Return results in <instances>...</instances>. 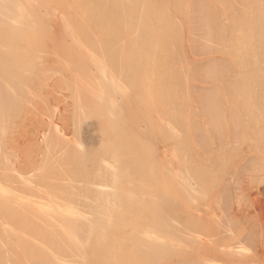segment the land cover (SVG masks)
<instances>
[{
	"label": "bare ground",
	"instance_id": "6f19581e",
	"mask_svg": "<svg viewBox=\"0 0 264 264\" xmlns=\"http://www.w3.org/2000/svg\"><path fill=\"white\" fill-rule=\"evenodd\" d=\"M56 1V2H55ZM192 1H194V0H60V1H57V0H0V39H1V37H7L6 39L7 40H5L7 43H5L3 40V44L1 45V40H0V49H1V51L0 52H2V49L4 48L5 50L6 49H8V51L6 50V51H4V52H8V57L10 56V54L16 59L17 57V59H18V61H17V59H16V61L18 62L17 64H16V67L14 66L13 68H16V71H19V70H17L18 68H20L21 70H20V72H19V74L23 71V69L21 68V65L22 66H24L26 63H28L26 60L27 59H36L35 57H33L32 55H34V54H32V52H38L39 53V51H40V47L39 48H37L38 50H35V51H32V52H30L31 50H32V48H31V50H30V48H29V50L30 51H27L26 52V50L28 49L27 48V45H31L33 42H35V41H33V42H31V44L30 43H28V44H26L27 42H30V41H32V38H34L35 36H37V38H38V34H39V36L41 35L42 36V38H45V39H43V40H45L44 41V43L45 42H47V40H50V41H48V43L47 44H50V45H48L49 46V49L50 48H54L55 47V45L53 46V44L51 45V43H53L52 41H54V42H57L58 40H63L64 41V43L61 45L62 47H60L59 46V48H58V45H57V43H56V47L54 48V49H52L51 51H54V52H56V51H60L61 52V54H66L65 55V58H69L67 55H69V56H72V58L73 57H76L77 58V60H76V58H74L75 59V61H74V59H72L73 60V63H72V61H70L71 60V58H70V60H69V62H70V65H67V66H70V67H67V69L69 70H71V72H70V70L68 71L67 70V74H65L64 72L66 71L65 69H64V67L65 66H62V64H63V62H62V64H61V68L63 67V69L65 70H63L62 72L64 73V74H62V72L60 71V69H59V71H60V74L62 75V76H64L65 77V75H66V80H69V79H71L70 78V75L72 74V71L73 70H75V71H78V72H74L73 73V75H71V77L72 76H74V77H72L73 79L75 78V82H74V80L73 79H71L72 81H73V83H72V81L70 82V81H67L68 82V85L67 84H65V85H67V88L71 85V87H69L70 89H72V90H70L69 88V90L72 92V95L70 96V97H72L73 96V94L75 95L74 97H75V100H76V97L77 98H81V102L83 103L82 105H81V102L80 103H78V101H77V104H76V106L74 107V109L73 110H71V115H72V119L74 118V121H73V123L76 125L77 123H78V125H77V127H79V124L81 123L82 125H85L83 128H82V130H80V128H81V125H80V128H77V130L75 131V130H73L72 131V129L73 128H76V126L75 125H73L72 123V129H71V131L74 133L73 134V139L70 141V140H67L68 138H70L71 139V135L69 134L70 132H68L67 133V135H66V132L64 131V129H58L57 131L58 132H56V133H59V134H56V133H54L53 131V133L50 131L49 133H50V144H51V146L50 147H48L49 149L51 148L52 149V151H51V149L49 150V151H51V155L50 156H52V157H50L49 155H48V157H50L49 159H52L53 158V156H54V158H53V160H50V162H47V164L49 165H47V167L45 168V167H43V166H41L42 164H43V159H45L46 158V156H45V158L43 157V159L42 158H40L41 159V163L42 164H40V168H37V166L39 167V164L37 165L36 163H35V161L33 160V159H35V156H37V155H35L34 154V158L33 159H30L29 158V161L30 160H33V162L37 165V166H35V164L33 163V162H27V163H33L34 164V167H36L35 168V170L33 169V167L32 166H30L29 167V165H31V164H29L28 165V167L26 166V165H24V166H26L27 168H25V169H27L28 170V174H29V170L30 169H28V168H31V169H33V170H31V171H33V173L32 172H30L31 174H33V175H31V174H29V175H27V173H25V172H22L23 170H21V168H20V170L18 169V174H16L17 176L15 177V181H16V179L17 178H19V175L21 174V176H20V178H21V182L23 183H21V184H19L20 183V181H19V179L16 181L17 183H15V181L12 179V178H10V176L9 177H6V178H8L9 180H7V182L8 183H12L13 181V185H11V186H8L7 184V186L8 187H6V185L4 186V185H0V205H1V207L3 208V209H1L0 208V245L2 246L3 244H7L8 245V252H6L7 251V246L6 245H3L4 246V248L6 249V250H4L3 251V249H2V247H0L1 249V251H0V261H2V258L1 257H3V260H4V258L5 259H7L8 260V258H6V255H7V257H8V255H9V251L11 250V247H10V245L9 244H11V246H12V249H14L13 248V245L15 246V247H17V248H15L16 250L14 251V252H10V255H9V260L10 261H8L9 263L8 264H19V263H21V264H134V263H137V261L135 262V259L136 260H138V263L137 264H154L155 262V264H157V261L159 260V259H161V258H163V256L164 255H162L163 254V252H164V250H162L161 248H164L163 247V245L164 244H166L165 243V241H171L170 240V238L172 237V238H174L178 233H177V231H179V230H176L175 231V236H174V233L173 234H169V232L171 231V230H168L167 228L169 227V225L166 227V225H167V223L168 224H170V222H173L172 220H173V218L175 219L174 221L176 222V219L179 217V214H180V211H179V213H177L176 211H175V209H179V208H181V207H179V208H176V207H178V206H184L183 204L182 205H177V203L175 202V200H172V197H170L169 196V198H171V200L169 199V198H167L168 196L163 192V194H162V192H161V190H164V188H166V187H164V188H159V185L161 184V185H165L166 184V182H167V178H168V176H170V175H172L170 172H168V171H166V172H168V174L170 173V175H168V176H165V175H162V176H165V177H163V180H164V178L166 179L164 182L162 181V176L160 175L161 173H160V171H161V169L160 168H158V169H156L157 168V166H155L154 164H158V163H155V161L157 160V159H155V161H153V163L154 164H152V166H150V167H148L149 165H151L150 163H152V160L151 159H149L148 157H150L148 154L145 156V157H143V154L144 153H142V151H144L145 153H146V148L144 147V144H142L143 145V147L141 146V145H139V141L136 143V142H134V138H132V137H134V134H131V133H135V134H138V131H137V129H136V132H133V131H135V130H133V131H130V129H129V131H128V129L126 128L127 126H128V122L131 124H134L135 125V120L136 119H139V120H137V121H140V120H142L143 119V121L145 122L146 121V123H147V120H149L148 118H150L151 119V121L153 120L154 121V123H155V125H156V121H159L161 118H163L164 117V115L166 114V112H164L165 114L163 115V112L161 113V115H163V116H161L160 115V113H158L160 110H158V108H160L161 110L163 109L162 108V106L161 107H158L159 106V104H157V103H159V101L158 102H156V100L155 99H159L160 100V97H164L165 96V94H163V93H167V95L168 94H170L167 90H166V86L164 85V81H166L163 77L164 76H162L163 74H161V73H166V72H169V70L170 69H168V67H166V65L164 64V63H166L169 59L167 58V56L168 57H171V56H169V55H171L170 54V52L172 51L173 52V50H175L176 51V49H180V50H183V47H185V44H182V49L181 48H179L180 47V45L179 44H181L182 42H178L177 43V40H179V39H177L179 36H177V33L179 32V30L181 29V31H182V28L181 27H179L180 29L178 30L177 29V27L180 25V23L177 25L175 22H178L179 20H180V22L181 21H183V22H186V24L188 23V20H189V18H190V15H193V14H191V12L195 9L196 10V8L199 10V12L201 11V13H204V14H201V16L203 15H207L208 17H206V19H207V22L209 23V25H210V30L211 29H216V31H215V33H212V30H211V32H209L208 31V33L211 35V33H212V35L210 36V35H207V36H210L209 38H212L211 40H213V41H215L216 43V45H213V46H218L219 47V45L221 46V48H222V50L220 51V55L218 54L219 53V51H217L216 53H217V57H219V56H221V58L223 57L224 59H222L220 62H224L225 60H226V62H227V64H229V65H227L225 62L224 63H222V64H226L227 66H231V69H232V71H231V69L228 67H225V65H223L224 67H223V69L225 68V69H227V70H230V71H228L227 72V70H226V73H225V71L223 72V73H225V75H228V74H232L233 73V76L232 75H228V77L227 76H225V77H227V78H229V80H227V81H229V82H232V83H234L233 82V80L236 82V84L234 83L233 84V86L234 85H237V86H239L238 84H241V86H239V87H242V85L244 86L246 83H250V81H251V78H252V76L254 75V73L256 74L255 75V77L254 78H256V76L258 75V74H262L261 73V70H262V68L263 67H261V65L263 66L264 65V61H263V63H261V61L263 60H259V59H257L256 57H258L259 56V58H260V55H262V54H260V55H258L257 56V54H254V53H258V46H255V47H252V49L253 48H257V50H256V52H254L253 53V51L255 50H253L251 53L252 54H254V56L253 57H255L257 60H259L260 62V64L261 65H259V63L257 62V60H255V58H253L252 60H253V62L251 61V63L252 64H250V63H248V62H250V58L248 57V56H250L251 54H250V50H251V46H250V44L253 46V44L255 45V43L257 44V43H259V45L261 44V42H263V41H261L262 39L260 38V39H258L259 41H261V42H257V38H259V36L255 39V41H253L252 42V40H254V39H252L253 37H254V35L255 36H257V35H259V34H257L259 31H260V29L259 28H261V26H259V25H257L260 21L259 20H262V22L264 21L263 19H264V0H237L238 1V4H240L239 2H242L244 5V7H245V9H246V11H245V13H243V14H241L239 11L240 10H243L244 11V9H239V13H240V15L241 16H235V15H237L238 14V12H237V14L235 13V12H233L234 11V9L235 8H233V9H231L232 7H234L235 6V4L233 5V0H205V1H201L200 3L198 2L197 3V5H198V7H196L197 5H195V2H192ZM195 1H199V0H195ZM234 1H236V0H234ZM59 3H64V4H66V6L68 5V4H70V6H73V7H70L69 9H67V10H65L64 12L66 13V11H68L67 13H66V16H64V14H62L61 12H59L60 13V19H62L63 21L62 22H60L59 20V22H57V23H61V27L59 28V26H57L58 28L57 29H55L56 28V26L54 27V29L55 30H51L52 29V23L49 21L48 22V20L47 19H45V17H44V14H43V11H45V9H44V7H43V5H47V6H49L50 4H55V5H57V4H59ZM194 3V5L195 6H193L192 4ZM60 4V5H61ZM64 4H62V5H64ZM238 5H237V2H236V7H237ZM242 6V7H243ZM50 7H51V5H50ZM55 7V8H54ZM52 6V8L53 9H55V13L56 12H58L59 11V9H58V11H57V8H56V6ZM64 6H62V8H63ZM192 7L194 8V9H192ZM196 7V8H195ZM241 7V6H240ZM61 8V7H60ZM62 8H61V11L63 12V10L64 9H66V7L65 8H63V10H62ZM48 9H51V8H48L47 7V9L46 10H48ZM238 9V8H237ZM197 10V11H198ZM231 10H233L232 11V13L234 14L235 13V15H231V16H229L228 14V12L230 11V14H231ZM49 11V10H48ZM50 11H52V10H50ZM48 12V13H50V15H51V12ZM52 11V12H53ZM197 11L195 12V11H193V12H195V16H196V13H197ZM63 12V13H64ZM198 12V13H199ZM171 14H173V15H171ZM257 14V15H256ZM47 15V14H46ZM50 15H48V16H50ZM68 15V16H67ZM199 15H200V13H199ZM198 15V16H199ZM47 16V17H48ZM53 16V15H52ZM52 16H50V17H52ZM197 16V17H198ZM255 16V17H254ZM54 17V16H53ZM172 17H173V19H172ZM55 18V17H54ZM58 18H59V16H58ZM193 18V17H192ZM204 18H205V16H204ZM178 21H177V20ZM196 19V18H195ZM201 19L203 20V18L201 17ZM205 19V20H206ZM173 20H175V21H173ZM197 20V19H196ZM201 20V21H202ZM259 22H258V21ZM192 21H194V19L192 20ZM191 21V22H192ZM257 22V24H254V22ZM63 22H64V27H65V30H62V24H63ZM203 22H205V23H207L206 21H204L203 20ZM255 22V23H256ZM175 23V24H174ZM223 23H225V24H227V26H228V28H230V35H232V39H230V42H229V40H228V38H226L227 40H225V38H224V36L223 37H221V34H222V32H226L225 31V29L223 28V26L221 25V24H223ZM261 23V22H260ZM264 23V22H263ZM263 23H261L262 24V27H264V25H263ZM195 24V23H194ZM204 24V23H203ZM213 24H215V28H214V26H213V28H211V26L213 25ZM48 25H49V27H48ZM50 25H52V26H50ZM181 25H182V23H181ZM201 25V24H200ZM224 25V24H223ZM259 26L258 28H257V30L259 29V31L256 33V27H254L253 28V30L255 29V34L252 36V38H251V33H250V31H253L252 30V28H250L251 30L249 31V27H252V26ZM177 26V27H176ZM190 26L192 27L193 25H191L190 24ZM198 26V25H197ZM204 26V25H203ZM217 26V27H216ZM176 27V28H175ZM186 27V26H185ZM184 27V28H185ZM188 27V26H187ZM200 27V26H199ZM224 27H225V25H224ZM183 28V29H184ZM205 28H207V27H205ZM204 27H203V29H205ZM227 28V27H226ZM227 28V29H228ZM59 29V30H58ZM188 29V28H187ZM196 29V28H195ZM195 29H192V30H195ZM200 29V28H199ZM175 30H177L178 32L176 33L175 32ZM185 30H186V28H185ZM198 30V29H197ZM206 30H208V28L206 29ZM205 30V31H206ZM261 30H263V28H261ZM52 31V32H51ZM54 31H56V32H54ZM63 31V32H62ZM65 31V32H64ZM180 31V32H181ZM186 31H188V30H186ZM191 31V30H190ZM264 31V30H263ZM61 32L63 33L62 34V36H61ZM179 32V33H180ZM214 32V31H213ZM227 32H228V30H227ZM226 32V33H227ZM262 32V31H261ZM260 32V33H261ZM207 33V32H206ZM207 33V34H208ZM223 33V34H224ZM254 33V32H253ZM186 34H187V32H186ZM190 34H192V33H189V35ZM195 34H197V32L195 33ZM204 34H205V32H204ZM213 34H215V37L216 38H218V37H220V39H216L215 40V38H213L212 36H213ZM251 34V35H250ZM43 35L45 36V37H43ZM181 35V34H180ZM193 35V34H192ZM226 35V34H225ZM32 36H34V37H32ZM40 36V37H41ZM182 36V35H181ZM181 36H180V39H183V37L181 38ZM204 37H202V39L203 38H205V35H203ZM229 36V35H228ZM261 37H262V35H260ZM9 37L10 38H14L15 40L16 39H19V40H21V38H23L22 40H25L23 43H22V40L21 41H15V42H12V44H11V42H9ZM29 37H31V38H29ZM60 37H63V38H61L60 39ZM184 37H188V35H186V36H184ZM192 38L193 36H189L188 38ZM195 37V36H194ZM230 37V36H229ZM36 38V39H37ZM65 38V39H64ZM190 38V40H194L193 38L191 39ZM196 38V37H195ZM224 38V40H222ZM263 38V37H262ZM14 39H10V41H14ZM27 39V40H26ZM35 39V38H34ZM40 41H41V39L40 38H38ZM197 39V38H196ZM199 39H200V37H199ZM202 39H200V46L202 47L203 45H201V40ZM28 40H30V41H28ZM42 40V41H43ZM57 40V41H56ZM186 39L184 38V41H185ZM209 40L210 39H208V42H207V38H206V42H207V44L209 43ZM264 40V39H263ZM38 41V40H37ZM36 41V42H37ZM40 42L41 44L43 43V42ZM62 41V42H63ZM188 41V42H187ZM187 41H185V42H187L186 43V48L184 49L185 51H188L187 53H190V51H191V49L190 48H192V47H190L191 45V43H193V42H195V41H191V43L190 44H188L190 41H189V39H187ZM204 42H205V40H203ZM213 41H211V42H213ZM218 41V42H217ZM16 42L18 43V44H16ZM50 42V43H49ZM61 42V43H62ZM66 42H68V43H66ZM185 42H183V43H185ZM211 42L209 43V45L211 44ZM5 43V44H4ZM13 43H15V45L13 44ZM22 43V44H21ZM175 43V44H174ZM253 43V44H252ZM37 44V43H36ZM35 44V45H36ZM46 44V43H45ZM60 44V43H59ZM187 44H188V46H187ZM206 44V43H205ZM14 45V46H13ZM17 45H19V49L22 51V48L24 49L22 52L19 50V49H17L18 48V46ZM26 45V46H25ZM34 45V44H33ZM34 45V46H35ZM40 45V44H39ZM44 45V44H43ZM174 45V46H173ZM184 45V46H183ZM193 45H196V44H193ZM212 45V44H211ZM15 46L17 47V48H15ZM22 48H21V47ZM25 46V47H24ZM37 46V45H36ZM40 46H42V45H40ZM47 46V45H46ZM47 46V47H48ZM52 46V47H51ZM248 46L250 47L249 48V50H248ZM264 46V45H263ZM262 46V47H263ZM28 47H33L32 45L31 46H28ZM205 47H207L206 45L204 46V47H202V48H205ZM212 47V46H211ZM211 47H209V48H211ZM260 47V46H259ZM10 48H14L13 49V52H12V50H10ZM27 48V49H26ZM36 48V47H35ZM43 48V47H42ZM198 48V47H197ZM202 48H200V49H202ZM213 48V47H212ZM211 48V49H212ZM3 49V50H4ZM34 49V48H33ZM45 49H46V47H45ZM44 49V50H45ZM190 49V50H189ZM208 49V48H207ZM216 49V48H215ZM10 50V51H9ZM17 50H19V53L21 52V54H22V56H24V57H21V56H19L20 54L18 53V51L16 52ZM47 50V49H46ZM205 50V49H204ZM216 50H219V48L218 49H216ZM259 50H260V48H259ZM263 50V54H264V49H262ZM42 51V50H41ZM50 51V52H51ZM201 51V50H200ZM12 52V53H11ZM26 52V53H25ZM46 52H48V51H46ZM46 52H44V53H46ZM58 52H56L55 54L58 56L59 54H58ZM169 52V54H167ZM205 52V51H204ZM209 52H211V54L213 53H215V51H209ZM221 52H222V55H221ZM10 53V54H9ZM15 53H16V55L18 54V56H16L15 55ZM27 54L26 56L24 55V54ZM43 53V54H44ZM49 53V52H48ZM48 53H46V54H48ZM178 53H179V51H178ZM177 53V54H178ZM192 53V52H191ZM206 53V52H205ZM2 54V53H1ZM54 54V53H53ZM60 54V56H63V55H61ZM174 54H176V53H174ZM176 54V55H177ZM186 54V53H185ZM193 54H194V52H193ZM197 54V53H196ZM201 54V53H200ZM204 54V53H203ZM202 54V55H203ZM206 54H208V53H206ZM210 54V53H209ZM210 54V55H211ZM3 56H7V55H4V54H2ZM28 55H31L33 58H30V56H28ZM37 55H39V54H37ZM50 55V57L52 56L51 55V53L49 54ZM55 55V56H56ZM166 55V56H165ZM181 55H184V53L183 54H181ZM195 55V54H194ZM199 55V54H198ZM1 56V55H0ZM44 56V55H43ZM60 56H58L59 57V61L57 62L56 60H54L55 58H52V61H51V58H46L48 61H47V63H48V65H50V66H48L49 67V70L51 71V69H53L52 68V66H53V64H52V62L54 63V61L56 62V64L55 65H57V64H59L60 65V61H61V58H60ZM164 58L163 56H165V58L166 59H168L167 61H165L164 59H160V61H159V58ZM172 56L174 57V55H173V53H172ZM180 55H178V57H179ZM252 56V55H251ZM250 56V57H251ZM13 57H9L8 58V60H10V58H13ZM20 57V58H19ZM26 57V59H23V58H25ZM38 57V56H37ZM40 57H42L41 55H40ZM47 57H49L48 55H47ZM54 57V56H53ZM171 57L172 59H174V58H176V60H177V56L176 57ZM188 57V56H187ZM245 57H247V58H249V60L247 59H245L246 61H247V63L243 60ZM262 57H264V56H262ZM1 58H3V57H1ZM5 58V57H4ZM21 58H22V61H21ZM64 58V57H63ZM190 58V57H189ZM206 58V57H205ZM211 58V57H210ZM215 58H216V56H215ZM215 58H213V60L215 59ZM14 59V60H15ZM50 59V60H49ZM66 59V60H67ZM184 59H188V58H184ZM217 60H218V58H216ZM7 60V59H6ZM6 60H4V59H2V62H1V60H0V81L3 79H5V78H2L1 76H3V75H5V74H7L8 72H10V70L12 71L11 73H14L15 72V69H12L11 67L15 64V62L13 61V65H12V60L13 59H11V61H7L6 63H11V64H9V65H11L10 67H9V65H8V70H9V68H10V70L9 71H7L6 69L4 70V66H2L3 64L5 65L6 63H5V61ZM37 60V59H36ZM39 60V59H38ZM54 60V61H53ZM65 60V59H64ZM179 60H181V59H179ZM179 60L178 61H176V63H178L179 62ZM191 60V59H190ZM200 60V59H199ZM33 61V60H32ZM42 61V60H41ZM164 63H163V62ZM186 61V60H185ZM195 61H197V60H195ZM206 61V60H205ZM210 61V60H209ZM208 60H207V62H209ZM4 62V63H3ZM19 62L20 63H23V64H19ZM25 62V63H24ZM40 62V61H39ZM51 62V63H50ZM65 62H67V61H65ZM171 63V65H172V62H171V60H169L168 61V63ZM181 62V61H180ZM188 62V61H187ZM192 62V61H191ZM207 62H206V64H207ZM211 62V61H210ZM208 63L207 65H208V67L210 68V64H211V66H212V68H214V66L216 65H213L214 63L213 62H215V61H213L212 63ZM1 63H2V65H1ZM30 63H32L31 61H30ZM29 63V64H30ZM42 63H44L43 61H42ZM72 63V64H71ZM162 63H163V65H162ZM175 62H173V64H174ZM176 63L174 64L175 66H177L176 65ZM197 63H198V61H197ZM201 64H202V62H200ZM200 63H198V64H200ZM205 63V62H204ZM203 63V64H204ZM216 63V62H215ZM244 63V64H243ZM28 64V66H27V68H30L31 67V64L29 65ZM36 64V63H35ZM38 64V63H37ZM161 64V65H160ZM186 65H187V63H185ZM189 64H190V62H189ZM194 64V63H193ZM219 64V66H221L222 67V65H220L221 63H219L218 61H217V65ZM7 65V64H6ZM18 65H20L19 67H18ZM27 65V64H26ZM33 65H34V63H33ZM32 65V66H33ZM39 65H41L40 67H42L43 65L40 63V64H38V66ZM46 65V63L44 64V66ZM58 65V66H59ZM174 65H172V66H174ZM178 65H180L179 63H178ZM182 65V64H181ZM205 65V64H204ZM216 65V66H217ZM233 65H235V66H233ZM30 66V67H29ZM188 66H190V65H188ZM203 66V65H202ZM206 66V65H205ZM205 66H203L202 67V69L205 67ZM218 66V67H219ZM18 67V68H17ZM26 66H24V68H25ZM51 67V68H50ZM57 67V66H56ZM179 67V66H178ZM186 66H184L183 67V65L181 66V68L180 69H183V68H185ZM192 67V66H191ZM217 67V68H218ZM260 67H261V70H260ZM27 68H25V70L27 69ZM32 68H34V66L32 67ZM32 68H30V69H32ZM39 68V67H38ZM66 68V67H65ZM173 68V67H172ZM174 68H176V67H174ZM172 69V70H175V69ZM187 68V67H186ZM196 68V71L199 69V68H197V67H195ZM194 68V69H195ZM207 68V67H206ZM211 68V69H212ZM216 68V69H217ZM36 69H37V66H36ZM47 69V71H49L48 70V68H46ZM45 69V70H46ZM73 69V70H72ZM168 69V70H167ZM187 69H190V68H187ZM186 69V70H187ZM192 70H194L193 68H191ZM214 70L215 72L216 71H218L219 69H222V68H218V70ZM222 69V70H223ZM224 69V70H225ZM13 70H14V72H13ZM28 70V69H27ZM27 70H26V72H27ZM33 70V69H32ZM32 70H28V72L30 73L29 74V76L31 75V74H34V71L32 72ZM40 70H41V68H40ZM39 70V71H40ZM62 70V69H61ZM161 70H166V71H161ZM177 70H179V69H176V73H178L177 72ZM185 69H183V71H184ZM37 71V70H36ZM38 71V72H39ZM43 70H41L40 72H42ZM49 71V72H50ZM181 71V70H180ZM179 71V72H180ZM195 71V70H194ZM193 71V72H194ZM195 71V72H196ZM207 71H210L209 69H207ZM214 71H211L212 73H214L215 74V72ZM26 72H22V73H26ZM37 72V73H38ZM39 72V73H40ZM45 72V71H44ZM43 72V73H44ZM53 72V71H52ZM68 72H70V74L68 75ZM189 72V71H188ZM194 72V73H195ZM198 72H200V71H198ZM202 72H204V71H202ZM202 72H200V74L199 75H201L202 74ZM205 72H206V69H205ZM218 72H221V71H218ZM217 72V73H218ZM263 72V71H262ZM17 73L18 72H16V73H14L13 75L12 74H10V73H8L9 75H6V77L8 78L9 76H12V77H9V81L11 80V81H13L14 83H13V85H14V87L15 86H17L18 85V88L16 89V87L15 88H13L12 86V82L10 81V83H9V85L11 86H9L10 87V93H8V85H6V84H8V79H6V80H4L5 82H7V83H5V86H7V87H5V86H3L4 84V82L3 83H1L0 84V120L1 121H4V119H5V121H7L6 119L7 118H5V117H7V112H9V110L10 111H12V113H10V115L11 114H14V112L13 111H17V110H13V108H16V107H13L14 106V103L16 104V97L17 96H19V95H17L16 96V94H17V92L18 93H20L21 95V97H23L22 95L24 94V92H21L20 90H21V88H25L26 87V85L24 84V82H23V80H19L18 79V77H19V75H17ZM77 73H78V75H77ZM99 76H101L102 78H103V80H104V82L103 83H97V79H101L102 80V78H100V77H98V75ZM190 73V72H189ZM192 73V72H191ZM228 73V74H227ZM28 73H26V75H27ZM48 74V73H47ZM50 74V73H49ZM59 74V73H58ZM81 74H83V80L84 81H77L76 82V78L78 77V76H82ZM178 74H180V73H178ZM197 73H195V75H196ZM208 74H209V72H208ZM214 74H212V75H214ZM253 74V75H252ZM14 75H16V79H15V76ZM25 74H23V76H24ZM43 75V74H42ZM56 75V74H55ZM53 76V74H51L50 75V77L51 76H53L54 78L57 76ZM60 75V76H61ZM67 75L69 76L68 78H67ZM166 75H169V78H170V76L171 75H173V74H168V73H166ZM165 75V76H166ZM177 75V74H176ZM192 75V74H191ZM194 75V76H195ZM205 75V74H204ZM212 75H208V77L209 76H212ZM220 75H222L223 76V74H220ZM13 76H14V78H13ZM20 76H21V74H20ZM33 76V75H32ZM45 75H43V77H44ZM175 76V75H174ZM174 76H171V79L173 80V78H175ZM180 76H181V74H180ZM197 76V75H196ZM214 76H216V78H217V76L218 75H214ZM214 76H212L211 78L209 77H207V79H212V78H214ZM223 76V77H224ZM263 76H264V73H263ZM4 77V76H3ZM22 77V76H21ZM27 76H24V81L26 82V81H28L29 79H27L26 78ZM38 77H40V76H38ZM42 77V78H43ZM64 77H62V78H64ZM173 77V78H172ZM187 77V76H186ZM191 76H189V77H187V78H190ZM202 77H204L203 75H202ZM202 77H200V78H202ZM233 77V78H232ZM261 76H259V78H260ZM52 78V77H51ZM54 78H52V80H54ZM61 78V77H60ZM79 78V77H78ZM165 78H168V76H166ZM180 78V77H179ZM184 78V77H183ZM194 78V77H193ZM198 78H199V76H198ZM197 77H196V79H198ZM219 78H220V76H219ZM219 78L218 79H216L218 82H219ZM258 78V77H257ZM256 78V79H257ZM264 78V77H263ZM12 79H14V80H12ZM21 79H23V77L21 78ZM55 79H58L59 80V78L57 77V78H55ZM163 79H164V81H163ZM203 79V78H202ZM206 79V78H205ZM231 79H232V81H231ZM253 79V78H252ZM255 79V80H256ZM15 80H17L18 82L20 81V83L21 82H23V85H25V87H22V83H21V87H19L20 86V83H18V84H16L17 83V81H16V83H15ZM38 80H39V78H38ZM44 80H45V78H44ZM65 80V79H64ZM64 80H62V81H64ZM65 80V81H66ZM170 80V79H169ZM194 80V79H193ZM220 80H222V78H220ZM224 80V79H223ZM32 81H33V77H32ZM43 81V80H42ZM41 81V82H42ZM46 82H47V80H45ZM50 81H51V79H50ZM49 81V82H50ZM61 81V79H60V82H62ZM64 81V83H67V82H65ZM100 81V80H99ZM162 81H163V84H162V86H160L161 85V83H162ZM179 84H180V82H181V80H176ZM188 80H186V82H187ZM197 81V80H196ZM198 81H199V79H198ZM202 81V80H201ZM200 81V82H201ZM204 81H206V80H204ZM208 81V80H207ZM210 81H213V80H210ZM253 81H254V79H253ZM31 82V81H30ZM35 82V81H34ZM55 82V81H54ZM71 84H70V83ZM170 82H175V80L174 81H171L170 80ZM203 82V81H202ZM216 82V81H215ZM222 82H224V81H222ZM260 82H261V79H260ZM53 83V82H52ZM58 83V82H57ZM64 83L62 84V86L64 85ZM169 83V81L166 83L165 82V84L167 85ZM227 83V82H226ZM231 83V84H232ZM256 83V85H257V82H255ZM262 83V82H261ZM27 84V83H26ZM45 85H46V83H44ZM49 84V83H48ZM50 84H51V82H50ZM54 84V83H53ZM60 83H58V85H59ZM90 84H92V85H90ZM169 84H174V83H169ZM169 84L167 85V86H169ZM253 84H254V82H253ZM259 84V83H258ZM44 85V86H45ZM52 85V84H51ZM50 85V86H51ZM57 85V86H58ZM88 85L90 86V90L88 89ZM176 85V84H175ZM174 85V86H175ZM181 85V84H180ZM179 85V86H180ZM185 85V84H184ZM183 85V86H184ZM187 85H189V83L187 84ZM194 85H196V83H194ZM198 85V84H197ZM196 85V86H197ZM213 85V84H212ZM219 85H220V82H219ZM218 84H217V86H219ZM225 85V84H224ZM249 85H251V84H249ZM249 85H246V86H249ZM262 85V84H261ZM29 86H31V85H29ZM41 86V85H40ZM48 86V85H47ZM56 86V87H57ZM72 86H73V88H72ZM75 86H77V87H79L78 89L80 90V91H78V89L76 88V91L75 90H73L74 89V87ZM163 86H165V87H163ZM173 86V89H172V91L174 90V87ZM191 86V85H190ZM206 86V87H205ZM201 85V87H204V88H207V86L208 85ZM213 86H215V85H213ZM213 86H211V87H213ZM233 86H230V88L231 87H233ZM254 86V85H253ZM4 87V88H3ZM37 87V86H36ZM35 87V88H36ZM46 87V86H45ZM54 88H55V86H53ZM60 87H61V85H60ZM162 88V90H161V88ZM170 87H172V85H170ZM199 88H200V86H198ZM198 87H195V88H197L198 89ZM228 87V86H227ZM245 87V86H244ZM251 88H253L252 86H250ZM249 87V88H250ZM256 87V86H255ZM7 88V89H6ZM13 88V90H11ZM28 88V87H27ZM47 89L48 88H51V87H46ZM65 88H66V86H65ZM81 88V89H80ZM93 88V89H92ZM163 88H165V89H163ZM177 88H178V86H177ZM183 88H185V86L183 87ZM182 88V89H183ZM194 88V89H195ZM218 90H219V88L221 89V91H222V88L219 86V87H216ZM247 88V87H246ZM258 88H260V87H258ZM16 89V90H15ZM19 89V90H18ZM28 89H31V87H29ZM38 89V88H37ZM45 89V88H44ZM56 90H57V88H55ZM55 89L53 90V93H54V91H55ZM60 89V88H59ZM63 89V88H62ZM83 89V90H82ZM170 89V88H169ZM201 89V88H200ZM203 89V88H202ZM234 89V88H233ZM23 91H25L24 89H22ZM63 90H65V89H63ZM153 90H155V92L153 91ZM160 90H161V92H160ZM163 90H166L165 92L163 91ZM186 90V89H185ZM184 89H183V95H184V91H185ZM190 90H191V87H190ZM210 90H211V88H210ZM248 90V89H247ZM246 90V91H247ZM12 91H16V93H15V95H12V94H14ZM20 91V92H19ZM29 91V93H30V90H28ZM38 91V90H37ZM60 91V90H59ZM75 93H74V92ZM151 91V92H150ZM158 92V94H157V92ZM171 91V90H170ZM176 91H179V90H177V89H175V92ZM194 91V90H193ZM232 91V90H231ZM230 91V92H231ZM34 91L32 90V92L31 93H33ZM40 92V91H39ZM51 92V90L48 92V93H50ZM58 92V91H57ZM66 92H67V90H66ZM66 92H64V93H66ZM69 92V91H68ZM80 92V93H79ZM153 92V93H152ZM163 92V93H162ZM174 92V91H173ZM180 92H181V89H180ZM195 92V91H194ZM209 92V91H208ZM220 92V91H219ZM251 92V91H250ZM23 93V94H22ZM29 93H27V94H29ZM44 93V92H43ZM42 93V94H43ZM155 93V94H154ZM162 93V94H161ZM182 93V92H181ZM190 93V92H189ZM188 93V90H187V94H189ZM245 93V92H244ZM255 93V92H254ZM260 93V92H259ZM258 93V94H259ZM26 94V96H30V95H27ZM54 94H56V93H54ZM58 94V93H57ZM59 94H61V93H59ZM71 93H69L68 94V98H70L69 97V95H70ZM153 94V95H152ZM156 94H157V97H156ZM172 94V93H171ZM170 94V95H171ZM176 94H177V92H176ZM192 94H194V93H192ZM198 94V93H197ZM209 94H210V92H209ZM221 94V93H220ZM232 94H235V92L234 93H231L230 95H232ZM236 94H237V92H236ZM242 94H243V92H242ZM249 94V93H248ZM46 95V94H45ZM65 95H67V93L65 94ZM64 95V96H65ZM155 95V96H154ZM173 95H175V93H173ZM178 95V94H177ZM208 95V94H207ZM226 95V94H225ZM229 95V94H228ZM239 95V98H241L240 97V95L241 94H238ZM245 95V94H244ZM243 95V96H244ZM48 96V95H47ZM62 96V95H61ZM81 96V97H80ZM148 96H153L154 97V100L155 101H153V98H151L152 99V101H153V105L154 106H156L155 107V110L157 109V111L156 112H154V111H152V109L154 108V106H152V101L149 103V104H151V106L153 107L152 109H151V107L149 108V109H151L150 111H152V116H153V114H156V117H157V113L160 115V119H159V117H157L159 120H157L156 118V120H154V117H148V114H147V111H148V109H147V111H146V105L145 104H147L148 102H149V100H150V97H148ZM172 96V95H171ZM171 96L169 97L168 96V104L167 105H169V103H170V101H172L170 98H171ZM179 96H180V94H179ZM178 96V97H179ZM186 97H188V95H185ZM218 96V95H217ZM246 96V95H245ZM250 96V95H249ZM33 97V95H31V98ZM36 97H38V96H36ZM50 97V96H49ZM167 97V96H166ZM173 97V96H172ZM231 97H233V96H231ZM234 97H236V96H234ZM234 97H233V99H234ZM238 97V96H237ZM18 98H20V97H18ZM30 98V97H29ZM34 98V97H33ZM60 98V97H59ZM66 98H67V96L64 98V100H63V102L65 101V103H63L62 102V99H61V101H59V103L61 102V103H63V104H66ZM176 97H174V99H175ZM193 98H196V97H193ZM198 98H199V96H198ZM211 98V97H210ZM223 98V95H222V97L220 98V99H222ZM226 98H228L227 96H226ZM243 98V97H242ZM253 98V97H252ZM255 98V97H254ZM253 98V99H254ZM257 98H258V96H257ZM262 98V97H261ZM26 99V98H25ZM37 99V98H36ZM45 99H46V96H45ZM51 99V97L49 98V100ZM148 99V100H147ZM162 99V98H161ZM173 99V98H172ZM197 99V98H196ZM230 99H232V98H230ZM245 99V98H244ZM18 100V99H17ZM20 100H21V98H20ZM19 100V101H20ZM31 100V99H30ZM56 100V99H55ZM54 100V101H55ZM163 100L165 101V99L163 98ZM162 100V101H163ZM166 100H167V98H166ZM183 100H184V98H183ZM187 100V99H186ZM204 100V99H203ZM223 100V99H222ZM224 100H226V99H224ZM223 100V101H224ZM243 100V99H242ZM246 100V99H245ZM22 101V100H21ZM20 101V102H21ZM27 100H25L24 102H26ZM38 101V100H37ZM42 101H44L43 99H42ZM48 101V100H47ZM53 101V100H52ZM71 101V100H70ZM85 101V102H84ZM147 101V102H146ZM175 101V100H174ZM173 101V102H174ZM222 101V102H223ZM232 101V100H231ZM249 101H250V99H249ZM260 101H263V100H260ZM29 102V101H28ZM36 102V101H35ZM50 102V101H49ZM154 102H156V103H154ZM160 102H161V100H160ZM166 101H165V103H167ZM173 102H171V103H173ZM177 102V101H176ZM176 102H174V103H176ZM226 102H227V100H226ZM234 102V101H233ZM239 102V101H238ZM252 102H255V101H251V103ZM45 103V102H44ZM52 103H54V102H52ZM51 103V104H52ZM60 103V104H61ZM161 103H163V102H161ZM160 103V104H161ZM165 103H163V104H165ZM179 103V102H178ZM181 103H183V102H181ZM212 103V102H211ZM237 103V102H236ZM236 103H235V106H236ZM241 103V102H240ZM249 103V102H248ZM250 103V104H251ZM259 103V102H258ZM20 103L17 101V106L19 105ZM29 104V103H28ZM39 104H40V99H39ZM73 104V103H72ZM156 104V105H155ZM196 104V103H195ZM226 104V103H225ZM249 104V105H250ZM35 105V104H34ZM38 105V104H37ZM46 105V104H45ZM44 105V106H45ZM54 105H56V104H54ZM53 105V106H54ZM59 105V104H58ZM73 105H75V104H73ZM148 105V104H147ZM158 105V106H157ZM162 105V104H161ZM166 105V104H165ZM186 105V104H185ZM190 105V104H189ZM227 105V104H226ZM229 105V104H228ZM227 105V106H228ZM239 105V104H238ZM260 105V104H259ZM16 106V105H15ZM40 106V105H39ZM42 106V105H41ZM51 105L49 104V106L48 107H50ZM57 106V105H56ZM63 105H61V107H62ZM68 106H70V105H68ZM172 106H174V105H172ZM183 106H184V104H183ZM182 106V107H183ZM202 106V105H201ZM220 106H221V104H220ZM225 106V105H224ZM231 106V105H230ZM235 106H233L234 108H235ZM243 106H244V104H243ZM255 106V105H254ZM261 106V105H260ZM37 107L38 106H36V109H37ZM57 107H59V106H57ZM56 107V108H57ZM66 107V106H65ZM149 107V106H148ZM147 107V108H148ZM164 107V106H163ZM166 107H168V106H166ZM166 107H164V109L166 108ZM203 107V106H202ZM241 107V106H240ZM247 107V106H246ZM55 108V107H54ZM170 107H168V109H169ZM175 108V110H177V107H174ZM224 108V107H223ZM231 108V107H230ZM250 108V107H249ZM252 108V107H251ZM257 108V107H256ZM260 108V107H259ZM22 109V108H21ZM39 109H40V107H39ZM38 109V111H41V109L39 110ZM62 110H60V113H61V115H58V116H62V112L61 111H63L64 112V110L65 109H63V108H61ZM144 109V110H143ZM171 109V108H170ZM169 109V110H170ZM191 109V108H190ZM226 109V108H225ZM32 110V109H31ZM30 110V111H31ZM35 110V109H34ZM56 110L57 109H54V111L53 112H55V115H56ZM154 110V109H153ZM180 110V109H179ZM210 110V109H209ZM219 110H222V109H219ZM237 110H239V109H237ZM236 110V111H237ZM241 110V109H240ZM260 110H262V108H260ZM45 111H47V110H45ZM58 111H59V109H58ZM57 111V112H58ZM66 111V110H65ZM68 111V110H67ZM69 111H70V109H69ZM134 111V112H133ZM148 112V113H151V112ZM167 111V110H166ZM174 111V110H173ZM184 111H185V109H184ZM190 111V110H189ZM228 111V110H227ZM231 111H232V109H231ZM234 111V110H233ZM241 111H243V109L241 110ZM248 111H250V110H248ZM18 112V111H17ZM32 112V111H31ZM34 112V111H33ZM36 112V111H35ZM42 112V111H41ZM169 113H173V112H170V111H168ZM211 112V111H210ZM220 113H221V111H219ZM235 112V111H234ZM251 112H252V110H251ZM250 112V113H251ZM52 113V112H51ZM51 113H50V115H51ZM176 113H178V111H176ZM175 113V114H176ZM181 114L183 113V112H180ZM189 113V112H188ZM207 113V112H206ZM232 113V112H231ZM231 113H229V114H231ZM236 113V112H235ZM239 113V112H238ZM241 113V112H240ZM258 113V112H257ZM16 114V113H15ZM28 114V113H27ZM31 114V113H30ZM29 114V115H30ZM37 114V113H36ZM47 114H48V112H47ZM59 114V113H58ZM202 114V113H201ZM248 114V113H247ZM53 115V114H52ZM54 115V116H55ZM71 115H69V116H71ZM158 115V116H159ZM166 115H168V114H166ZM170 115V114H169ZM190 115V114H189ZM206 115V114H205ZM238 115V114H237ZM242 115H245L244 113L242 114ZM257 115V114H256ZM9 116V115H8ZM11 116H13V115H11ZM26 116V115H25ZM40 116V115H39ZM42 116H43V114H42ZM41 116V117H42ZM53 116V117H54ZM67 116V115H66ZM155 116V115H154ZM173 116H174V114H173ZM188 116V115H187ZM210 116V115H209ZM251 116H252V114H251ZM10 117V116H9ZM8 117V118H9ZM31 117V116H30ZM52 117V116H51ZM133 117H134V119H133ZM170 117L171 118H174V117H172V115H170ZM170 117L168 116L167 118V120L168 121H170L169 119H170ZM186 117V116H185ZM201 117V116H200ZM205 117V116H204ZM224 117V116H223ZM222 117V118H223ZM233 117V116H232ZM235 117H238V116H235ZM240 117V116H239ZM245 117V116H244ZM244 117H242V119L244 118ZM20 118V117H19ZM23 118V117H22ZM59 118V117H58ZM57 118V119H58ZM61 118V117H60ZM59 118V119H60ZM91 118H94L93 120L95 121V123L94 124H92V122H91ZM153 118V119H152ZM165 118V117H164ZM176 118V117H175ZM178 118V117H177ZM182 118V117H181ZM249 118V117H248ZM263 118V117H262ZM3 119V120H2ZM11 120H13L12 119V117L10 118ZM43 119H45V118H43ZM52 119V118H51ZM63 119V118H62ZM66 119V118H65ZM186 119H188L187 117H186ZM204 119V118H203ZM242 119H241V121H242ZM247 118H245V120H246ZM42 120V119H41ZM47 120H48V116H47ZM53 120H55L54 118H53ZM64 120V119H63ZM71 120V119H70ZM165 120H166V118H165ZM166 120V122L168 123V121ZM173 119H171V121H172ZM175 120V119H174ZM173 120V122H175V123H177V121H174ZM182 120V119H181ZM245 120H243V121H245ZM249 120V119H248ZM250 120H251V118H250ZM20 121V120H19ZM52 121V120H51ZM50 121V122H51ZM60 121V120H59ZM59 121H57L56 122V120L55 121H52L53 123L54 122H56V127H54L53 129L56 131V129L57 128H59V127H57V126H59V125H61L62 123H61V121L59 122ZM152 121V122H153ZM160 121H162V119L160 120ZM170 121V122H171ZM219 121V120H218ZM230 121V120H229ZM237 121V120H236ZM240 121V120H239ZM242 121V122H243ZM21 122V121H20ZM82 122H89L90 124H88V125H86V124H83ZM151 122V123H152ZM163 122V121H162ZM162 122L159 124L158 122V124L157 125H161L162 124ZM181 122V121H180ZM179 122V123H180ZM182 122H183V120H182ZM181 122V124H178V125H182V124H184V123H182ZM5 123V122H4ZM8 123V122H7ZM41 123V122H40ZM61 123V124H60ZM149 123V122H148ZM151 123H149V124H151ZM165 122H163V124H164ZM167 123H165V125L167 124ZM174 123V124H175ZM205 123V122H204ZM257 123V122H256ZM259 123V122H258ZM3 123H0V125H2ZM12 124V123H11ZM58 124V125H57ZM94 125V126H96V127H94V126H92V125ZM131 124V125H132ZM137 124V123H136ZM162 124V127H165V125H163ZM170 124V123H169ZM171 124H172V122H171ZM170 124V125H171ZM174 124H172V125H174ZM237 124V123H236ZM250 124V122H248V121H245V122H243V126H242V128L244 127V125H249ZM254 124V123H253ZM252 124V126L254 127V125ZM22 125V124H21ZM37 125V124H36ZM52 125H54V124H52ZM131 125H129V126H131ZM147 125V124H146ZM155 125H153V123L151 124V126H148V127H155ZM185 125V124H184ZM184 125H182V127L184 126ZM258 125V124H257ZM260 125V124H259ZM258 125V126H259ZM5 126H6V124H5ZM8 126V125H7ZM15 126V125H14ZM65 126V127H64ZM169 126V125H168ZM167 126V127H168ZM175 126V125H174ZM174 126H172V127H174ZM203 126V125H202ZM201 126V127H202ZM228 126V125H227ZM251 126V125H250ZM261 126V125H260ZM0 127H3V125L2 126H0ZM21 127V126H20ZM62 127H64V128H67L66 127V125H62ZM134 127V126H133ZM138 127V126H137ZM141 127V126H140ZM157 128H158V126H156ZM155 127V128H156ZM161 127V126H160ZM162 127L160 128V129H162ZM171 126H169V128H170ZM9 128V127H8ZM24 128V127H23ZM39 128V127H38ZM56 128V129H55ZM71 128V127H70ZM135 128V127H134ZM142 128V127H141ZM146 128V127H145ZM151 128V129H152ZM155 128L153 129V130H151V132H153L154 133V130H155ZM176 127H174L173 129H175ZM181 128V127H180ZM210 128V127H209ZM214 128V127H213ZM241 128V127H240ZM249 128V127H248ZM255 128V127H254ZM258 128V127H257ZM264 128V127H263ZM7 129V128H6ZM10 129H11V126H10ZM16 129V128H15ZM47 129L49 130V127L47 126ZM52 129V130H53ZM79 129V130H78ZM172 129V128H171ZM179 129V128H178ZM187 129H188V127H187ZM210 129H212V128H210ZM216 129V128H215ZM214 129V130H215ZM226 129H228V127L226 128ZM244 129V128H243ZM256 129V128H255ZM261 129V128H260ZM260 129H259V131H260ZM2 130V129H1ZM63 130V131H62ZM66 130V129H65ZM142 130V129H141ZM148 130H149V128H148ZM162 130H164V128L162 129ZM167 130V131H166ZM166 132H168V131H170V129L168 130L167 128H166ZM189 130V129H188ZM199 130V129H198ZM214 130H211V131H214ZM221 130V129H220ZM241 130V129H240ZM245 130L246 131H248L247 129H246V127H245ZM252 130V129H251ZM254 130V129H253ZM3 131H6L4 128H3ZM10 131V130H9ZM39 131H41V129L39 130ZM160 131V130H159ZM174 131H176V130H174ZM179 130H177L176 132L177 133H179L178 132ZM181 132L180 133H182V130H180ZM185 131V130H184ZM190 131V130H189ZM197 131V130H196ZM195 131V132H196ZM202 131V130H201ZM216 131H217V129H216ZM244 131V130H243ZM242 131V132H243ZM12 131H10V133H11ZM140 132V131H139ZM145 132V131H144ZM147 132V131H146ZM146 132L144 133V134H138V135H141V136H139V138L142 140L143 139V136L142 135H145L146 134ZM150 131H148V133H149ZM158 132V131H157ZM163 132V131H162ZM173 132V131H172ZM171 132V133H172ZM176 132H174V134H176L177 135V133ZM203 132V131H202ZM226 132V131H225ZM241 132V133H242ZM1 133H3V132H1ZM8 133V132H7ZM22 133V132H21ZM24 133V132H23ZM39 133V132H38ZM43 133H45V132H43ZM49 133H47V134H49ZM65 133V134H64ZM143 133V132H142ZM180 133L178 134V135H180ZM186 133V132H185ZM229 133V132H228ZM248 134H249V132H247ZM5 134V133H4ZM15 134V133H14ZM40 134V133H39ZM61 134V135H60ZM150 134V133H149ZM152 134V133H151ZM156 134V133H155ZM158 134V133H157ZM164 134H165V132H164ZM167 135H168V133H166ZM163 135V133H162V135L164 136V138H166V137H171V136H176V135H171V134H169V136H167V135ZM187 134V133H186ZM185 134V135H186ZM197 134H198V132H197ZM196 133H195V135H197ZM203 134V133H202ZM205 135H206V133H204ZM216 134V133H215ZM235 134V133H234ZM1 135V134H0ZM38 135V134H37ZM43 135V134H42ZM64 135V136H63ZM69 135L71 136V137H69ZM147 135V134H146ZM199 135H201V134H199ZM207 135H208V133H207ZM210 136L212 135V134H209ZM239 135V134H238ZM243 134H241V136H242ZM258 134L256 133V136H257ZM21 136V135H20ZM48 136V135H47ZM63 136V137H62ZM157 136H159V134L157 135ZM163 136H161L162 138H163ZM182 136V135H181ZM180 136V137H181ZM213 136V135H212ZM211 136V137H212ZM243 136H245V135H243ZM26 137V136H25ZM45 137H46V134H45ZM49 137V136H48ZM62 137V141H61V143H59V141H60V139L59 138H61ZM66 137H67V139H66ZM81 137V138H80ZM135 137H137L136 135H135ZM142 137V138H141ZM145 137V136H144ZM154 138H155V136H153ZM152 137V138H153ZM178 137V136H177ZM177 137H175V138H177ZM185 137V136H184ZM191 137H192V135H191ZM206 137H209V136H206ZM210 137V138H211ZM214 137H216V135H214ZM234 137V136H233ZM3 138H4V136H3ZM18 138V137H17ZM20 138V137H19ZM42 138V137H41ZM43 138H44V136H43ZM47 138V137H46ZM63 138H65V139H63ZM85 139V141L83 142L81 139ZM146 138H147V136H146ZM145 138V140H151V139H149V138H147L146 139ZM153 138V139H154ZM158 138V137H157ZM156 138V139H157ZM204 138V137H203ZM243 138V137H242ZM247 138V137H246ZM246 138H243V139H245V140H247ZM249 138V137H248ZM256 138V137H255ZM264 138V137H263ZM12 139V138H11ZM48 139V138H47ZM59 139V140H58ZM138 138H135V140H137ZM215 139V138H214ZM217 139V138H216ZM225 139V138H224ZM251 139V138H250ZM15 140H17V139H15ZM22 140V139H21ZM41 140H43V139H41ZM46 140V139H45ZM67 140V141H66ZM144 139L142 140V141H145ZM182 140H183V138H182ZM202 139H200V141H201ZM204 140V139H203ZM205 140H209V139H206L205 138ZM220 140V139H219ZM233 139H231V141H232ZM236 140V139H235ZM239 140V139H238ZM260 140V139H259ZM263 140V139H262ZM38 141V140H37ZM47 141V140H46ZM48 141H49V139H48ZM48 141H47V143H48ZM99 141V142H98ZM181 141V140H180ZM221 141H224V140H221ZM220 141V142H221ZM226 141V140H225ZM230 141V144L232 143ZM237 141V140H236ZM243 141V140H242ZM248 141V140H247ZM255 141V140H254ZM6 142L7 141H5L3 144H2V146L0 145V147H4V145L6 146V147H8L9 148V143H7L6 144ZM11 142V141H10ZM44 142V141H43ZM98 142V143H97ZM136 143V145L138 146L139 145V149H141L142 151L141 152H139V150L137 149V147H136V145L134 144V143ZM146 142V141H145ZM144 142V143H145ZM156 142V141H155ZM164 142H166V141H164ZM163 142V143H164ZM181 142H183V141H181ZM212 142V141H211ZM240 142V141H239ZM250 142V141H249ZM260 142H262V141H260ZM1 143V142H0ZM15 143V142H14ZM91 143H97L98 145H96V147H91V146H89V144L91 145ZM141 143V142H140ZM147 143H148V145H149V142L147 141ZM151 143H154V142H152L151 141ZM150 143V146H151V148H153V146H152V144ZM160 143V142H159ZM178 143V142H177ZM177 143L175 144L176 146H178L179 147V145H177ZM190 143V142H189ZM214 143H215V141H214ZM216 143H218L219 144V142H217L216 141ZM216 143H215V145H216ZM237 143V142H236ZM242 143V142H241ZM252 143V142H251ZM12 144V143H11ZM16 144V143H15ZM15 144L12 146V147H14L15 146ZM27 144V143H26ZM64 144H66V146H67V148H65V146H64ZM85 144H88V146L89 147H87ZM146 144V143H145ZM161 144V143H160ZM182 144V143H181ZM188 144V143H187ZM187 144H185V142H184V145H180V147H183V146H185V145H187ZM201 144H202V141H201ZM208 144V143H207ZM232 144H235V142L234 143H232ZM243 144V143H242ZM247 144V143H246ZM249 144V143H248ZM255 144H257L256 143V141L254 142V145ZM16 145H18V144H16ZM37 145V144H36ZM39 145V144H38ZM45 145H46V143H45ZM45 145L44 146H42V150L41 151H43V148H45ZM162 145V144H161ZM175 145H173L174 147H175ZM206 145V144H205ZM214 145V147H216ZM221 145V144H220ZM223 145V144H222ZM229 145V144H228ZM253 145V146H254ZM261 145H263L262 143H261ZM261 145H255L256 147L255 148H258L257 146H261ZM10 146V147H11ZM19 146V145H18ZM47 146H48V144H47ZM46 146V147H47ZM74 147V148H71V147ZM140 146H141V148H140ZM149 146V147H150ZM172 146V147H173ZM188 146V145H187ZM186 146V147H187ZM207 146H209V145H207ZM213 146V145H212ZM212 146H211V148H212ZM218 146V145H217ZM224 146V145H223ZM222 146V147H223ZM225 146L227 147V145H226V143H225ZM235 146V145H234ZM238 146V145H237ZM247 146V145H246ZM253 146H252V148H253ZM16 147V146H15ZM53 147V148H52ZM85 147H87V148H85ZM148 147V146H147ZM161 147V146H160ZM169 147H171V146H169ZM168 147V148H169ZM197 147V146H196ZM221 147V148H222ZM249 147V146H248ZM263 147V149H264V145L262 146ZM262 147H259L258 149H259V151H262L263 149H261ZM30 148V147H29ZM37 148V147H36ZM55 148H56V152H54L55 151ZM151 148H149V149H151ZM157 148V147H156ZM163 148H165V147H163ZM184 148V147H183ZM193 146H192V152H193ZM204 148H206V147H204ZM209 148H210V146H209ZM220 148V147H219ZM230 148H231V146H230ZM239 148V147H238ZM245 148V147H244ZM251 148V147H250ZM251 148V149H252ZM255 148H254V151H255ZM1 149V148H0ZM13 149V148H12ZM23 149V148H22ZM155 149V148H154ZM176 149H178V148H176ZM190 149V148H189ZM208 149V148H207ZM213 149V148H212ZM236 149V148H235ZM258 149H256V150H258ZM261 149V150H260ZM39 150V149H38ZM46 150H47V148H46ZM73 150H74V154H77V156H75V158H74V156L72 155V152H73ZM157 150H159V149H157ZM156 149L155 150H153V152L154 151H157ZM167 150V149H166ZM165 150V152H167V151H169V150H167L166 151ZM195 150V149H194ZM198 150V149H197ZM206 150V149H205ZM210 150V149H209ZM218 150H220V149H218ZM223 150H225V149H223ZM230 149H228V151H229ZM44 151H45V149H44ZM72 151V152H71ZM136 151H138L137 153H136ZM148 151V150H147ZM171 151V150H170ZM214 151V150H213ZM248 151H250V150H248ZM15 152V151H14ZM29 152V151H28ZM47 152H48V150H47ZM52 152L54 153V154H52ZM69 152L71 153L70 155H68L69 154ZM152 152V151H151ZM158 152V151H157ZM161 152L163 153L164 151H162L161 150ZM173 152H175L174 151V148H173V150L170 152V153H172L173 155H174V153ZM176 152H177V150H176ZM184 152V154L185 153H187V152H185V151H183ZM191 152V151H190ZM189 152V153H190ZM224 152V151H223ZM24 153V152H23ZM30 153V152H29ZM39 153V152H38ZM41 153V152H40ZM46 153V151L44 152V153H42L40 156L42 157V155L44 154V155H46L45 154ZM139 153V154H138ZM141 153V154H140ZM148 153V152H147ZM155 153V152H154ZM158 153H160V150H159V152ZM162 153H160L161 155H162ZM205 153V152H204ZM226 153H228V152H226ZM253 153V152H252ZM258 153V152H257ZM14 154V153H13ZM12 154V155H13ZM31 154H32V152H31ZM136 154H138V155H136ZM176 154V153H175ZM220 154V153H219ZM229 154V153H228ZM232 154V153H231ZM238 154V153H237ZM242 154V153H241ZM262 154H263V151H262ZM1 155L2 154H0V157H1ZM140 155V156H139ZM145 155V154H144ZM156 155H158L157 153H156ZM163 155H164V153H163ZM179 156H181L180 154H178ZM187 155H188V153H187ZM191 155V154H190ZM190 155L188 156V157H190ZM197 155V154H196ZM199 155V154H198ZM197 155V156H198ZM223 155L225 156V153H223ZM233 155V154H232ZM231 155V157H233ZM235 155V154H234ZM240 155V154H239ZM254 155H255V153H254ZM253 155V156H254ZM258 155V154H257ZM32 156V155H31ZM148 156V157H147ZM152 156V155H151ZM166 156H168V154H166ZM165 156V158L167 159V157ZM176 156V155H175ZM217 156H219V155H217ZM230 156V155H229ZM228 156V157H229ZM247 156V155H246ZM253 156H251V159H252V157ZM14 157V156H13ZM38 157H39V155H38ZM155 157V156H154ZM159 157V156H158ZM164 157V156H163ZM184 155L183 156H181L180 157V159L182 158L183 160H185L184 159ZM187 157V158H188ZM192 157V156H191ZM223 157V156H222ZM250 157V156H249ZM255 157V156H254ZM258 157V156H257ZM262 157H263V155H262ZM64 158V159H63ZM150 158H152V157H150ZM177 158V157H176ZM196 158V157H195ZM203 158V157H202ZM227 158V157H226ZM27 159V158H26ZM39 159V158H38ZM38 159H36V160H38ZM48 159V160H49ZM153 159V158H152ZM178 159H179V157H178ZM189 159V158H188ZM187 159V160H188ZM191 159V158H190ZM217 159V158H216ZM248 159V158H247ZM47 160V161H48ZM160 161H162V159H161V157H160V159H159ZM169 160H170V158H169ZM176 160V159H175ZM187 160H185L184 162H186ZM205 160H206V158H205ZM220 160H222V159H220ZM254 160H255V158H254ZM257 160H258V158H257ZM2 160H0V163H2L1 162ZM7 161V160H6ZM10 161H11V159H10ZM14 161V160H13ZM17 161V160H16ZM39 161V160H38ZM55 161V163H53V162ZM163 161H166V160H164V158H163ZM192 161V160H191ZM225 161V160H224ZM245 161H247V160H245ZM248 161H250V160H248ZM256 161V160H255ZM260 161V160H259ZM264 161V160H263ZM22 162V161H21ZM37 162V161H36ZM145 162H147V163H145ZM148 162H150V163H148ZM157 162H159L158 160H157ZM177 162V161H176ZM179 162V161H178ZM180 162H181V164H182V162L183 161H181L180 160ZM183 162V163H184ZM188 162H190V161H188ZM195 162V161H194ZM197 162V161H196ZM195 162V163H196ZM207 162V161H206ZM205 162V163H206ZM262 162V161H261ZM261 162H260V165H259V167L261 166ZM44 163H45V161H44ZM160 164L162 163V162H159ZM166 162H164V164H162V165H166L165 164ZM168 163H170V161L168 162ZM168 163H167V165H168ZM221 163V162H220ZM252 163H253V160H252ZM254 163H256V162H254ZM3 164V163H2ZM24 164H26V163H24ZM32 164V165H33ZM106 164H108V166L110 167V168H107V166H106ZM145 164H149L147 167H146V170H145ZM159 164V167L161 166L162 167V165H160ZM198 164V163H197ZM225 164V163H224ZM231 164V163H230ZM12 165V164H11ZM19 165V164H18ZM44 166H45V164H43ZM187 165V164H186ZM185 165V168L187 167ZM195 165V164H194ZM201 165V164H200ZM204 165V164H203ZM241 165V164H240ZM244 165V164H243ZM255 165H257V164H255ZM262 165H264V164H262ZM3 166V165H2ZM6 166V165H5ZM3 167V169L5 168V170H7V166L6 167ZM14 166V165H13ZM169 166V165H168ZM168 166H165V168L166 167H168ZM177 166V165H176ZM175 166V167H176ZM179 166V165H178ZM184 166V165H183ZM191 166V165H190ZM196 166H198V165H196ZM208 166V165H207ZM228 166V165H227ZM247 166V165H246ZM252 166V165H251ZM250 166V167H251ZM15 167V166H14ZM41 167H43L42 169H45L44 171H42L41 170V172L40 171H37V172H35L37 169H41ZM152 167V170H154V174L153 175H158L159 174V176H161V178L158 176L157 178H153V175L152 174H150L151 172H149L148 171V176H150V177H152L153 179H157L158 180V187H155L154 186V184H152V183H154V182H156L155 180H153V179H149V178H147L148 176L146 175L147 174V169H149V168H151ZM170 167H172L171 165L168 167V168H170ZM181 167V166H180ZM199 167V166H198ZM206 167V166H205ZM209 167H210V165H209ZM229 167V166H228ZM238 167H241V166H238ZM237 167V168H238ZM167 168V169H168ZM182 168V167H181ZM181 168H179V169H181ZM193 168H194V166H193ZM207 168V167H206ZM205 168V169H206ZM226 168V167H225ZM236 168V167H235ZM235 168H234V172H235ZM241 168H244V167H241ZM255 168V167H254ZM253 168V170H255ZM9 169V168H8ZM172 169H174V168H170V169H168V170H172ZM184 169V168H183ZM190 169H191V167H189V171H190ZM212 169H213V167H212ZM223 169V168H222ZM233 169V168H232ZM257 169V168H256ZM16 170V169H15ZM150 170V169H149ZM155 170H156V173H155ZM186 170H187V172H189L188 171V169L186 168ZM193 170V169H192ZM194 170H195V168H194ZM197 170H200V169H197ZM204 169H202V171H203ZM210 170V169H209ZM208 170V171H209ZM231 170V169H230ZM251 170H252V167H251ZM252 170V172H251V174L254 172ZM258 170V169H257ZM260 170H261V168H260ZM1 171H3V170H0V172ZM10 171H11V169H10ZM158 171H159V173H158ZM179 171V170H178ZM181 171V170H180ZM180 171L178 172V174H180ZM184 171H185V169H184ZM205 171H207V170H205ZM204 171V172H205ZM207 171V172H208ZM214 171V170H213ZM250 171V170H249ZM264 171V170H263ZM262 171V172H263ZM27 172V171H26ZM162 173H163V170L161 171ZM166 172H164L165 174H166ZM186 172V173H187ZM190 172H192V171H190ZM197 172H199V171H196V172H193V174L194 173H197ZM206 172V173H207ZM215 172V171H214ZM234 172H233V174H234ZM260 172V171H259ZM1 173H4V172H1ZM0 173V176L2 175ZM23 173V174H22ZM146 173V174H145ZM152 173H153V171H152ZM158 173V174H157ZM163 173V174H164ZM229 173V172H228ZM236 173H238V172H236ZM242 173H244V172H242ZM241 173V174H242ZM255 173H256V170H255ZM182 174H183V172H182ZM188 174V173H187ZM199 174H201V173H199ZM202 174H203V172H202ZM212 174V173H211ZM223 174V173H222ZM231 174V173H230ZM257 174V173H256ZM255 174V175H256ZM5 176H7V175H9V174H4ZM31 175V176H30ZM175 175V174H174ZM181 175V174H180ZM184 175H186V174H183V177H184ZM195 175V174H194ZM209 175H210V173L208 174V177H209ZM264 175V174H263ZM262 175V176H263ZM5 176H4V178H5ZM173 176V175H172ZM177 176V175H176ZM197 176H198V174H197ZM205 176H207V175H205ZM204 175L202 176V177H205ZM211 176H213V175H211ZM215 176V175H214ZM217 176H218V173H217ZM221 176H223V175H221ZM260 176H261V174H260ZM181 178H182V175L180 176ZM187 177V176H186ZM186 177H184V179L186 178ZM189 177V176H188ZM195 177H196V175H195ZM200 177V176H199ZM198 177V178H199ZM225 177L227 178L228 177V179H229V177L230 176H226L225 175ZM225 177H223V178H225ZM232 177V176H231ZM230 177V180L232 179ZM246 177V176H245ZM250 179H251V177L250 176H248ZM1 178H3V176H1L0 177V180H3V182H5L4 181V178L3 179H1ZM5 178V179H6ZM158 178H160L161 179V181H162V183H161V181L159 182V180L160 179H158ZM201 178V177H200ZM199 178V179H200ZM221 178V177H220ZM252 178H254V177H252ZM256 178H258V177H256ZM13 180V181H11V180ZM22 179L24 180V181H26L27 180V182L25 183L24 181H22ZM147 179H148V181H147ZM171 179V178H170ZM184 179H182V181L184 180ZM187 179V178H186ZM185 179V180H186ZM194 179V178H193ZM192 179V180H193ZM197 180V177H196V179L195 180H197L196 182H198V181H201V180ZM201 179H203V178H201ZM211 178H209V180H210ZM217 179V178H216ZM228 179H221V183H223L222 185H223V187H226L225 186V183H227V181L228 182H230ZM260 179V178H259ZM149 180H153L152 182L151 181H149ZM172 180V179H171ZM170 180V181H171ZM175 180V179H174ZM214 179L212 178V180H210V181H208V179L207 180H204V181H206V183H207V181H208V183H213L212 181H213ZM219 179H217V181H218ZM249 180V179H248ZM254 180L255 179H253V183H254ZM263 180H264V178H263ZM11 181V182H10ZM169 181V180H168ZM176 181H178V180H176ZM181 181V182H182ZM194 181V180H193ZM193 181H189L190 182V184H189V182H187L189 185H191V182H193ZM203 181V180H202ZM202 181H201V183H202ZM220 181V180H219ZM232 181H233V183H234V181H235V183H237V184H239L238 182L239 181H236L234 178H233V180H231V184H232ZM243 181V180H242ZM260 181V180H259ZM259 181H257V182H259ZM148 182V183H147ZM150 182V183H149ZM174 182V181H173ZM180 182V183H181ZM186 182V181H185ZM195 182V181H194ZM193 182V183H194ZM195 182V183H196ZM241 182V181H240ZM248 182V181H247ZM252 182H248V183H252ZM256 182V183H257ZM261 182L263 183L264 181H262V179H261V181H260V184H261ZM17 184V185H15V184ZM157 183V182H156ZM155 183V185H157ZM171 183V182H170ZM180 183H178L177 182V184L176 185H178V184H180ZM184 183V182H183ZM192 183V184H193ZM195 183H194V185H195ZM206 183L204 184L205 186H207L208 185V183H207V185H206ZM241 183H243V182H241ZM2 184V183H1ZM19 184V185H18ZM175 184L173 185V186H175ZM197 184V183H196ZM209 184V185H210ZM215 184V182L213 183V185ZM217 184V183H216ZM220 184V183H219ZM230 184V183H229ZM163 185V186H164ZM189 185H188V187H189ZM193 185V186H194ZM199 186H201L200 184H198ZM198 185H196L195 187L196 188H194L195 190H193L192 188L193 187H189L188 189L186 188V190H189V189H191L192 191H198L196 194H199L200 195V193H199V187H197ZM204 185H202L201 187H202V190L204 189H206L205 187H203ZM208 185V186H209ZM213 185H211L210 186V189L213 187ZM221 185V184H220ZM234 186H233V188H235V184H233ZM251 185V184H250ZM258 185V184H257ZM154 186V187H153ZM165 186H167V185H165ZM183 186L184 187H186L184 184H183ZM183 186H180L179 187V185H178V187L179 188H181V187H183ZM192 186V185H191ZM216 186H218V185H216ZM215 186V187H216ZM227 186H230V185H227ZM241 186L240 184L239 185H237L236 187H237V189L239 188V187ZM160 187H162V186H160ZM168 187V186H167ZM183 187V188H184ZM248 187V186H247ZM255 187V186H254ZM257 187V186H256ZM182 188V189H183ZM232 188V187H231ZM245 188V187H244ZM169 189V187L167 188V190ZM171 189V188H170ZM168 190V191H171V190ZM173 189V188H172ZM174 189H176L175 187H174ZM182 189L180 190L181 191V193H182ZM185 189V188H184ZM196 189H198V190H196ZM210 189H207V192L205 191V194H207L208 195V193H209V191L208 190H210ZM236 189V188H235ZM237 189H236V191H237ZM241 189V190H240ZM240 189H238V194H237V192L234 190V189H232V190H234L235 192H236V195L233 193V192H231V190L229 191V192H231V193H233L234 195L232 196V197H235V199H234V201H236L237 203H238V201L237 200H240V198H242L244 195V193H243V191H245V190H243L242 189V187L240 188ZM258 189H260V188H258L257 187V189L255 190V191H257ZM177 190V189H176ZM176 190H174L175 192H176ZM204 190L202 191L203 192V194H204ZM229 190V189H228ZM240 190V191H239ZM165 192H167L166 190H164ZM183 191H185V190H183ZM191 191V192H192ZM201 191V190H200ZM217 191H218V189H217ZM216 191V192H217ZM178 192V191H177ZM202 192H201V197L203 198V197H205L206 195H204V196H202ZM222 192V191H221ZM169 193V192H168ZM167 193V194H168ZM186 193V192H185ZM188 193V192H187ZM167 196H165V195ZM170 194V193H169ZM173 194V193H172ZM212 194V192L210 191V193H209V195H211ZM217 194H218V192H217ZM247 194V193H246ZM177 195H179V193L177 194ZM183 195H185V194H183ZM221 195V194H220ZM223 195V194H222ZM230 195H232V194H230ZM166 198H165V197ZM181 196V194L179 195V197ZM187 196H190V194L188 195L187 194ZM192 198L193 197H196V196H194V194L192 193ZM218 196V195H217ZM258 196V195H257ZM197 200L200 198L198 195H197ZM211 197V196H210ZM247 197V196H246ZM254 197V196H253ZM173 198H176V197H173ZM184 198V197H183ZM189 198V197H188ZM216 198V197H215ZM215 198H214V200H215ZM217 198H219V197H217ZM231 198V197H230ZM229 198V199H230ZM251 198V197H250ZM264 198V197H263ZM178 199H180V198H178ZM178 199H176L177 200V202H179V200ZM194 199V198H193ZM201 199V198H200ZM199 199V200H200ZM206 198H204L203 200H205ZM223 199V198H222ZM233 199V198H232ZM231 199V200H232ZM180 200H182V199H180ZM192 200V199H191ZM241 200H243V199H241ZM193 201V200H192ZM208 201V200H207ZM220 201V200H219ZM225 201V200H224ZM227 201H228V198H227ZM233 201V202H234ZM186 202H188V201H186ZM191 202V201H190ZM209 202V201H208ZM211 202V201H210ZM218 201H216V202H214V204L215 203H217ZM221 202V201H220ZM232 202V201H231ZM180 203V202H179ZM202 203H206V201L205 202H202ZM227 203H229V202H227ZM236 203V204H237ZM62 204V205H61ZM176 204V205H175ZM210 204L211 203H208V204H206L207 205V207L208 206H210ZM225 204V203H224ZM231 204V203H230ZM236 204H231V205H236ZM242 204V203H241ZM198 205H200V204H198ZM212 206L211 207H213V204H211ZM221 205V204H220ZM219 205V206H220ZM230 205V206H231ZM238 205V206H237ZM236 205V209H237V207H238V209H239V212L243 209V207H239V203ZM58 206V207H57ZM186 206V205H185ZM197 206V205H196ZM201 206V205H200ZM216 206V205H215ZM214 206V207H215ZM218 206V207H219ZM228 206V205H227ZM229 206V207H230ZM254 206V205H253ZM203 207H204V205H203ZM202 207V208H203ZM210 207V209H209V211L207 210L206 211V214H207V212H210L211 213V211H213L214 212V215H215V211L214 210H216V209H212ZM217 207V206H216ZM217 207V208H218ZM235 207V206H234ZM226 208V207H225ZM232 208V207H231ZM231 208H230V210H231ZM248 208V207H247ZM255 208V207H254ZM258 208V207H257ZM190 208L188 207V210L187 211H189L191 214H192V212L189 210ZM197 208L195 207L193 210H194V213H196V211L198 212V210H196ZM207 209V208H206ZM227 209H228V207H227ZM226 209V210H227ZM65 210V211H64ZM181 210H183L182 208H181ZM201 210L202 209H200V214H202L201 213ZM66 213H64V212ZM238 211V210H237ZM199 212H198V215H199ZM205 212V211H204ZM233 212H235V210L233 211ZM247 212V211H246ZM245 212V213H246ZM256 212H257V210H256ZM64 213V214H63ZM182 213H183V211H182ZM181 213V214H182ZM193 213V214H194ZM209 213V214H210ZM222 213V212H221ZM230 213V212H229ZM243 213V212H242ZM185 214V213H184ZM209 214H207V215H209ZM240 214V213H239ZM185 215H187V213L185 214ZM185 215H184V217H185ZM204 215H205V213H204ZM212 215H213V213L211 214V216H209L208 218H210L211 219V217H212ZM223 215V214H222ZM260 215V214H259ZM178 216V217H177ZM181 216V215H180ZM189 216V215H188ZM192 216H194V215H192ZM202 215H200V217H201ZM225 216V215H224ZM235 216H236V213H235ZM177 217V218H176ZM194 217H196V216H194ZM199 217V218H200ZM213 217H216V216H213ZM212 217V218H213ZM220 217H222L223 218V216H220ZM228 217V216H227ZM237 217V216H236ZM241 217V216H240ZM256 217V216H255ZM260 217V216H259ZM188 218V217H187ZM193 218V217H192ZM197 218V217H196ZM222 218H220V219H222ZM229 218H230V216H229ZM235 218V217H234ZM201 219V218H200ZM202 219H204V217L202 218ZM214 219V218H213ZM255 219V218H254ZM177 220H179V219H177ZM184 220H185V218H184ZM192 220V219H191ZM195 220H197V219H195ZM199 220V219H198ZM205 220H207V219H205ZM205 220H203V221H205ZM223 221H224V219H222ZM237 220V219H236ZM235 220V221H236ZM259 220V219H258ZM190 221V220H189ZM193 221V223L195 222L194 220H192ZM191 221V222H192ZM201 221V220H200ZM208 221V220H207ZM217 221H219L218 219H217ZM178 222V221H177ZM233 222V221H232ZM182 223V222H181ZM188 224H189V222H187ZM197 223V222H196ZM195 223V224H196ZM225 223V222H224ZM223 223V224H224ZM159 224H161V225H159ZM172 224L173 223H171V225H170V227L172 226ZM174 224H176L177 225V227H178V225L179 224H177V223H174ZM174 224H173V226L171 227V229L172 230H174L173 229V227H174ZM191 224V223H190ZM203 225L205 224V222L204 223H202ZM202 224H199V225H202ZM259 224V223H258ZM261 224V223H260ZM181 225V224H180ZM193 225V224H192ZM198 225V224H197ZM198 225V226H199ZM206 225V224H205ZM205 225H204V229L206 230H208V229H210V228H208V226H207V228H205ZM221 225V224H220ZM225 225V224H224ZM250 225V224H249ZM155 226H156V228H157V231H155ZM182 226V225H181ZM197 226V227H198ZM209 226H210V224H209ZM222 226V225H221ZM226 226H227V224H226ZM256 226V225H255ZM258 226V225H257ZM260 226V225H259ZM258 226V227H259ZM166 227V228H165ZM169 227V228H170ZM176 227V228H177ZM180 227V226H179ZM186 227V226H185ZM185 227H184V229H185ZM195 227V226H194ZM193 227V228H194ZM201 227V226H200ZM214 227V226H213ZM217 227V226H216ZM224 227V226H223ZM229 227V226H228ZM254 227V226H253ZM261 227H263L262 229H264V225L262 226L261 225ZM148 228V229H147ZM203 228V227H202ZM238 228V227H237ZM256 228V227H255ZM159 229V230H158ZM195 229V228H194ZM148 230V231H147ZM161 230V231H160ZM163 230V231H162ZM165 230H166V235H165ZM198 230V229H197ZM204 230V231H205ZM147 231V232H146ZM150 231V232H149ZM168 231V232H167ZM180 231H183V230H181V227H180ZM191 231H192V229H191ZM209 231V230H208ZM253 231V230H252ZM256 231V230H255ZM264 231V230H263ZM149 232V233H148ZM157 232H160V233H163V235H159ZM172 232V231H171ZM170 232V233H171ZM184 232V231H183ZM229 232V231H228ZM260 232V231H259ZM146 233H148L147 235H149L150 234V236L151 237H156L157 236V238H154V239H150L151 237L150 236H148V237H150V238H147V236H146ZM157 233V234H156ZM182 233V232H181ZM180 233V234H181ZM209 233V232H208ZM212 233V232H211ZM239 233V232H238ZM253 233H254V231H253ZM186 235H188L189 234V231H188V233L186 232L185 233ZM205 234V233H204ZM216 234V233H215ZM228 234V233H227ZM230 234H232V233H230ZM243 234V233H242ZM247 234V233H246ZM257 234V233H256ZM262 234V233H261ZM161 236V237H159V236ZM168 235V236H167ZM179 235V234H178ZM177 235V237L179 238V236ZM186 235H184V236H186ZM207 236H210V235H208V234H206ZM260 235V234H259ZM163 236H167L168 238H169V240H163V238H165V237H163ZM182 236V235H181ZM190 236V235H189ZM249 236V235H248ZM166 237V238H167ZM177 237H176V239H177ZM198 237V236H197ZM201 237V236H200ZM230 237V236H229ZM256 237V236H255ZM264 236H262V238H263ZM160 238H162V239H160ZM165 238V239H166ZM182 238V237H181ZM186 238V237H185ZM188 238V237H187ZM232 238V237H231ZM237 238V237H236ZM261 238V237H260ZM152 241H150V240ZM160 239V240H159ZM175 238H174V240L173 241H175L176 240ZM209 239V238H208ZM178 241H180V242H182V240H179V239H177ZM176 240V241H177ZM233 240V239H232ZM238 240V239H237ZM258 240V239H257ZM152 243H150V242ZM156 241V243H154V242ZM158 241V242H157ZM160 241V242H159ZM164 241V242H163ZM172 241V242H173ZM234 241V240H233ZM262 241V240H261ZM147 242H149V244L147 243ZM184 242V241H183ZM237 242V241H236ZM161 243H163V244H161ZM178 243L179 242H177V243H175V242H173V245H175V244H177V247H181V246H179L178 245ZM188 243V242H187ZM205 243V242H204ZM240 243V242H239ZM156 246H158V247H156ZM162 245L161 247H160V245ZM180 244V243H179ZM196 244V243H195ZM232 244V243H231ZM260 244V243H259ZM152 246V245H154L155 247H150V246ZM170 245H172V243L170 244V242H168V245H164L166 248H164L165 249V252L164 253H168V252H166L167 250L168 251H171L169 248H171V249H174V246L172 245V247L170 246ZM183 245H185V244H183ZM24 246H28L27 248H26V250H28V251H26L25 249H23V248H21V247H24ZM169 246V247H168ZM188 246V245H187ZM239 246V245H238ZM241 246V245H240ZM9 247H10V250H9ZM177 247H175V249L177 248ZM220 247V246H219ZM227 247V246H226ZM245 247V246H244ZM153 248V249H152ZM182 248V250H183V247H181ZM187 248V247H186ZM149 249H152V250H149ZM157 249V250H156ZM161 249V252L159 251V250ZM241 249V248H240ZM240 249H238L239 251H240ZM242 249H244V248H242ZM23 250V251H22ZM146 250V251H145ZM149 251V254L150 253H155V255L154 254H152L153 255V258L151 259V257H152V255L150 254V255H148L147 256V253H148V251ZM156 252H155V251ZM179 250V249H178ZM181 250V251H182ZM185 250V249H184ZM193 250V249H192ZM12 251V250H11ZM152 251V252H151ZM159 251V253H162L161 255L159 254V253H157ZM174 251V252H173ZM245 252V250H242V252ZM143 252H146L145 253V255H144V253ZM177 252V250H172L170 253H168L167 254V258L168 257H170L171 256V254H174V253H176ZM191 252V251H190ZM143 253V254H142ZM157 253V254H156ZM180 253V252H179ZM183 253H184V251H183ZM213 253V252H212ZM5 255V256H4ZM145 257H144V256ZM168 255H170V256H168ZM188 255V254H187ZM192 255H193V253H192ZM213 255V254H212ZM238 255H240V254H238ZM149 256H151V257H149ZM162 256V257H161ZM174 256V255H173ZM180 256H182V255H180ZM186 256V255H185ZM234 256V255H233ZM143 257H144V259H147L146 261L147 262H145V260L143 259ZM146 257H148V258H146ZM155 257V258H154ZM158 257V258H157ZM161 257V258H160ZM165 258H166V254H165V256H164ZM187 257V256H186ZM193 257H195V256H193ZM192 257V258H193ZM199 257V256H198ZM208 257V256H207ZM206 257V258H207ZM212 257V256H211ZM210 257V258H211ZM217 257V256H216ZM140 259V262H139V259ZM144 260L143 262H145V263H143L141 260L142 259ZM156 258L158 259V260H156ZM165 258H163V259H165ZM171 258V257H170ZM201 258V257H200ZM205 258V257H204ZM202 259L203 261H205V259ZM244 258V257H243ZM148 259L151 261V262H154V263H151L150 261H148ZM154 259V260H153ZM262 259V258H261ZM180 260H182V259H180ZM180 260H179V262H177V261H174L175 262V264H180ZM183 260H185V259H183ZM207 260V259H206ZM209 260V259H208ZM259 260V259H258ZM5 261V260H4ZM4 261H2V262H4ZM134 261V262H133ZM189 260H187L186 262H188ZM196 262V260H193V262L192 263H195ZM199 261V260H198ZM212 261V260H211ZM15 262H17V263H15ZM173 262V263H174ZM177 262V263H176ZM184 261H182V263H183ZM186 262H184V264H186ZM189 262H191V261H189ZM188 262V263H189ZM202 262V261H201ZM215 262V261H214ZM213 262V263H214ZM7 264V261L6 262H4V264ZM187 263V264H188ZM204 263V262H203ZM208 262H206V264H207ZM159 264V263H158ZM197 264V263H196ZM199 264H201L200 262H199Z\"/></svg>",
	"mask_w": 264,
	"mask_h": 264
},
{
	"label": "rangeland",
	"instance_id": "374dc122",
	"mask_svg": "<svg viewBox=\"0 0 264 264\" xmlns=\"http://www.w3.org/2000/svg\"><path fill=\"white\" fill-rule=\"evenodd\" d=\"M54 1V0H53ZM57 1H60V0H57ZM162 1V0H161ZM164 1V0H163ZM201 1H205V0H201ZM200 0L199 1H192V2H195V5H197V3L199 2H201ZM56 2V1H55ZM236 2H237V7H236ZM240 4H238V1L236 0V1H234L233 0V5L235 4V6L234 7H232L231 9H233V8H235L234 9V11L233 10H231V14H230V11L228 12L229 14V16H233V15H235V13L237 14V12L239 11V9H244V11L243 10H240L239 12L241 13V14H243V13H245V11H246V9H245V7L243 6L244 4L242 3V2H239ZM61 3H59V4H57V5H55V4H50L51 5V7H50V5L49 6H47V5H43V7H44V9H45V11H43V14H44V17H45V19H47L48 20V22L50 21L51 23H52V25H50V26H52V31L53 30H55V29H57L58 27L57 26H59V28L61 27V23H57V22H59L60 20V22H62L63 20L62 19H60V17L62 16H60V13L59 12H61L62 14H64V16H66V13L69 11H66V13L64 12L65 10H67V9H69L70 7H73V6H70V4H68L67 6H66V4H64V3H62V4H64V5H60ZM193 6H195L194 5V3L192 4ZM199 5V4H198ZM198 5L196 6V7H198ZM52 6L54 7V6H56V8H57V11H58V9H59V11L58 12H54L55 11V9H53L52 8ZM62 6H64L63 8H65L66 7V9H64L63 10V8H62ZM241 6V7H240ZM243 6V7H242ZM47 7L48 8H51V9H48L49 11L50 10H54L53 12L52 11H50L51 12V15H50V13H48L49 11L48 10H46L47 9ZM62 8V10H63V12L61 11V8ZM75 7V6H74ZM195 7V8H196ZM55 8V7H54ZM238 8V9H237ZM192 9H194L193 7H192ZM199 9V8H198ZM197 8H196V10L194 9L193 11H197L198 10ZM238 10V11H237ZM191 12V14H193V15H190V18H189V20H188V23L186 24V22H183V21H181L180 22V20L178 21L177 19V21L178 22H175L177 25L180 23V25L177 27V29L179 30L180 28L179 27H181L182 28V31H181V29L179 30V32L177 31V30H175V32L177 33V36H179L177 39H179V40H177V43L180 41V42H185V41H187V39H189V43L188 44H190L191 43V41L192 40H190V38H188L189 36H193L192 38L194 39L193 41H195V42H193V43H191L190 45V47H192V48H190L191 49V51H190V53H187L188 51H185L184 49L186 48V43L188 42H185V43H181V44H179L180 45V47L179 48H181L182 49V44H185V47H183V50H180V49H176V51L175 50H173V52L171 51L170 52V54L171 55H169V56H171V57H173L172 56V53H173V55H174V57H176L177 56V60H176V58H174V59H172L171 57H168L167 56V58L169 59V60H171V62H172V65H174L175 63H176V61H178L179 59H181V60H179V64L180 65H178V63H176V65L177 66H172L171 65V63L169 62L168 63V59H166L165 58V56H163L164 58H162L161 56V58H159V61H160V59H164L165 61H167L166 63H164L163 61V63L166 65V67H168V69H170L169 70V72H166V73H168V74H173V75H171V76H174L175 78H173V80L171 79V76H170V78H169V75H166V73H161V74H163L162 76H164L163 78L166 80V81H164V79H163V81H164V85L166 86V90L173 96H171L170 94H168L167 95V93L165 92L166 90H163L165 93H163V94H165V96L163 97H160V100H161V102H163V103H165V101L167 102L168 101V96L170 97L171 96V100L172 101H170V103H169V105H167L168 104V102L167 103H165V104H163V103H161L160 102V100L159 99H155L156 100V102H158L159 101V103H157V104H159V106L158 107H161L162 106V110L160 109V108H158V110H160L159 112L157 111V109L155 110V107L156 106H154L153 105V101H155L154 100V97L153 96H148V97H150V100H149V102L147 103V104H145L146 106V111H147V109H148V111H147V114H148V117L150 116V117H154V120H159L160 119V115H161V113L163 112V115L165 114L164 112H166V114H168V115H164V117L166 118V120L168 119L167 117L169 116L170 117V115H172V117H174V118H171L170 117V121H171V119H175L174 121H177V123L178 124H181V122H182V120H183V122L182 123H184V124H182V125H184L183 127H182V125H178L177 123H175V122H173V120L171 121L172 122V124H174V125H172L171 124V122L170 121H168V123L166 122V120H165V118L163 117V118H161L162 119V121L163 122H165V123H167L166 125H165V123L163 124V122L162 121H156V125H155V123H154V121L152 122L151 121V119L150 118H148L149 120H147V123H146V121L144 122L143 121V119L142 120H140V121H137V120H139V119H136L135 121V125L134 124H130L129 122H128V126L126 127L127 129H128V131H129V129H130V131H133V130H135V131H133V132H136V129H137V131H138V134H144L146 131V134L145 135H142L143 136V139L145 140V138H146V136H147V138H149V139H151L150 141L147 139V140H145V141H142L140 138H139V136H141V135H138V134H135V133H131V134H134V137H132V138H134V142H138L139 143V145H141L142 147H143V145L142 144H144V147L146 148V153L144 152V151H142L141 149V146H140V148L141 149H139V145L137 146L136 145V143H134L135 145H136V147H137V149L139 150V152H141L142 151V153H144L143 154V157H145L147 154L150 156V157H152V158H150V157H148L149 159H151L152 160V163H150V162H148V163H150L151 165H147V164H145L144 166H145V170H146V167L148 166V167H150V166H152V164H154L153 163V161H155V159H157L159 162H162L161 164L159 163V162H157V160L155 161V163H158V164H154L155 166H157V168L156 169H158V168H162L161 169V171L163 170V173L164 172H166V171H168V172H170L172 175H170V173L168 174V172H166V174L164 173H162L161 171H160V175L162 176V175H165V176H168V175H170V176H168V180H167V182L165 181L166 179V177L165 176H162V181L164 182H166V184L165 185H167L168 187H169V189L171 190V191H168L167 190V186H165L164 184V186L163 185H159V188L161 189V188H164V187H166V188H164V190H166L167 192H165L164 190H161V192H162V194H163V192L168 196H166L165 194V196L167 197V198H169V196L170 197H172V200H175V202L177 203V205L179 204V205H184V206H178V207H176V208H179V207H181L183 210H181V208H179V209H175V211L177 212V213H179V211H180V214H179V217L177 218V219H179V220H177L176 219V222L174 221L175 219L173 218V222H170V224H168L167 223V225H166V227L169 225V227H170V225H171V223H177V224H179L178 225V227H177V225L176 224H174V227H173V229L174 230H172L171 229V227L173 226V224H172V226L169 228H167L168 230H171L170 232H169V234H173L174 233V236H175V231L176 230H179V231H177V233L179 234H177L178 236H179V238L177 237V235L174 237L175 239H176V237H177V239H179V240H182V242H180V241H178L177 239V241L175 240V241H173L174 240V238H170V240L171 241H168V242H170V244L172 243V245H173V242H175V243H177V242H179L178 243V245L179 246H181V247H183V250H182V248L181 247H177V244H175V245H173L174 246V249H171V248H169L171 251L172 250H177V252L176 253H174V254H171V256L170 255H168V256H170V257H168L167 258V254L168 253H170L171 251H166V252H168V253H164L165 252V249L164 248H166L164 245H168V242L167 241H165V243L166 244H164L163 245V247L164 248H161L162 250H164V252H163V254L162 253H159V251L161 252V249L157 252V253H159L160 255L162 254V255H164L165 256V254H166V258L163 256V258H165V259H163V258H161V259H157L156 258V260H158L157 261V264L159 263V264H175V262L174 261H177V262H179V260L180 259H182V260H180V264H184V262H186L187 260H189V261H191V262H186V264L188 263V264H199V262L201 263V264H206V262H208L207 264H264V237L262 238V236H264V229H262L263 227H261V225L263 226L264 225V182L262 183L261 182V184H260V181H261V179H262V181H264L263 180V178H264V165H262V164H264V149H263V145H264V76H263V73H264V65L262 66L259 62L261 61V63H263V61H264V57H262V56H264V54L262 53L263 52V50L262 49H264V27H262V24L261 23H263L262 22V20H257L259 23L257 24V22L255 23L254 22V24H257V25H259V26H261V28H263V30H261V28H259L260 29V31H259V29L257 30V28L259 27V26H252V27H249L248 29H249V31L251 30L250 28H252V30H253V28L254 27H256V33L257 34H259V35H257V36H255L256 34H255V29L253 30V31H250V33L252 34H250L251 35V38H252V36L254 35V37L252 38V39H254V40H252V42L253 41H255V39L259 36V38H257L256 40H257V42L259 41L258 39H262L261 41H263V42H261V41H259V42H261V44L259 45V43H255V45L253 44V46L250 44V46H251V50H250V54L252 55H250V56H248L249 58H250V62H248V63H250V64H252L251 63V61L253 62V58H255V57H253L254 56V54H257V56L258 55H260V54H262V55H260V58H259V56L258 57H256L257 59H261L260 61L259 60H257L256 58H255V60H257V62L259 63V65H261V67H263L262 68V70H261V67H260V70H261V73L262 74H258L257 76H256V78H254L255 77V73H254V75L252 76V78L254 79V81H253V79L251 78V81H250V83H246L244 86L242 85V87H239V86H241V84H238L239 86H237V85H234L233 86V84L235 83L236 84V82L233 80V82L234 83H232V82H229V81H227V80H229V78H227L228 77V75L230 76V75H232L233 76V73L232 74H228V75H225V73H226V70L227 69H223V65H225V67H229V66H227V65H229V64H227V62H226V60L224 61L226 64H222V63H224V62H220L222 59H224L223 57L221 58V56H219V57H217L218 55H217V51H219V55H220V51L222 50V48H221V46L219 45V47L218 46H213V45H216L217 43L215 42V41H213V40H211L212 38H209L211 35H212V33H215V31H216V29H211L212 30V33H211V35L208 33V31L210 30V25H209V23L207 22V19H206V17H208L206 14L204 15L205 16V18H204V16L202 15L201 16V14H204V13H201V11L199 12V10L197 11V13H196V16H195V12ZM232 11L233 12H235L234 14L232 13ZM200 13V15H199V13ZM238 12V14L237 15H235V16H241L240 15V13ZM47 14V15H46ZM48 15H50V16H52V17H50V16H48ZM171 15H173V14H171ZM199 15V16H198ZM257 15V14H256ZM48 16V17H47ZM58 16H59V18H58ZM68 16V15H67ZM198 16V17H197ZM193 17V18H192ZM201 17L203 18V20L204 21H206L207 23H205V22H203V20L201 19ZM255 17V16H254ZM197 20H196V19ZM172 19H173V17H172ZM194 19V21H192ZM206 19V20H205ZM59 20V21H58ZM202 20V21H201ZM264 20V19H263ZM173 21H175V20H173ZM192 21V22H191ZM174 23V24H175ZM181 23H182V25H181ZM195 23V24H194ZM204 23V24H203ZM190 24L191 25H193L192 27L190 26ZM201 24V25H200ZM225 25V27H224V25ZM223 24H221L222 26H223V28L225 29V31L227 32V30H228V32L226 33H224V32H222V34H221V37H223L224 36V38H225V40H227L226 38H228V40H229V42H230V39H232V35H230L229 33V31H230V28H228V26H227V24H225V23H223ZM56 26V28L54 29V27ZM198 25V26H197ZM204 25V26H203ZM263 25H264V23H263ZM62 30H65V27H64V22H63V24H62ZM186 26V27H185ZM188 26V27H187ZM200 26V27H199ZM209 26V27H208ZM213 26H214V28H215V24H213L212 26H211V28H213ZM48 27H49V25H48ZM175 27V28H176ZM186 28V30H188V31H186L185 30V28ZM203 27L205 28V27H207L208 28V30H206L207 28H205V29H203ZM217 27V26H216ZM228 29H227V28ZM184 28V29H183ZM188 28V29H187ZM196 28V29H195ZM200 28V29H199ZM192 29H195V30H192ZM198 29V30H197ZM59 30V29H58ZM191 30V31H190ZM206 30V31H205ZM211 30L209 31V32H211ZM51 31V32H52ZM214 31V32H213ZM262 31V32H261ZM54 32H56V31H54ZM63 32V31H62ZM61 32V36H62V33ZM65 32V31H64ZM186 32H187V34H186ZM197 32V34H195ZM204 32H205V34H204ZM208 34H207V33ZM254 32V33H253ZM261 32V33H260ZM189 33H192V34H190L189 35ZM224 33V34H223ZM182 36H181V35ZM226 34V35H225ZM186 35H188V37L186 38V37H184V36H186ZM203 35H205V38H203L202 39V37H204ZM207 35H210V36H207ZM223 35V36H222ZM230 37H229V36ZM260 35H262V37L260 36ZM41 36V35H40ZM39 36V34H38V38H40L41 39V41L43 40V39H45L46 37L43 35V37H45V38H42V36L40 37ZM180 36H181V38L183 37V39H180ZM197 38H195V37ZM32 37H34V36H32ZM199 37H200V39H202L201 40V45H203L202 47H204L205 45L207 46V47H205V48H202L201 46H200V39H199ZM213 38H215V40L216 39H220V37H218V38H216L215 37V34H213V36H212ZM7 37H1V41L3 40L5 43H7L5 40H7L6 39ZM29 38H31V37H29ZM35 38V39H34ZM34 38H32V41H30V40H28V41H30V42H27L26 44H28V43H30L31 44V42H33V41H35V42H33L31 45L33 46V47H28V46H31V45H27V50H26V52L27 51H30L31 50V48H32V50L30 51V52H32V51H35V50H38L37 48H39L40 49V51H39V53L38 52H32V54H34V55H32L33 57H35L36 59H34L31 55H28V56H30V58H33L32 60L31 59H27L26 61L28 62L29 60L32 62V63H30V61L28 62V63H26L24 66H26L25 68H27V66H28V64L30 63L31 64V67L30 68H32L33 66H34V68H32V69H30V68H27L29 71L30 70H32V72L34 71V74H31L30 76H29V72H28V70H27V72H26V70H25V68H24V66H22L21 64H23V63H20L19 62V64L21 65V68L23 69V71L24 72H26V73H28L27 75H26V73H20L21 74V76L23 77V79H21L22 77L20 76V74H19V72H20V68H18L20 65H18V69L17 70H19V71H16V68H13L14 66L16 67V64L18 63L17 61H18V57L16 58L17 59V61H16V59L10 54V56L9 57H13V58H10V60H8V52H4V51H8V49H2V52H0V60H1V62H2V59H4V60H6L5 61V63L7 62V61H11V59H13L12 60V65H13V61L15 62V64L11 67L12 69H15V72H14V70H13V72L14 73H16V72H18L17 73V75H19V77H18V79L21 81V80H23V82H24V84L26 85V87H25V85H23V82H21L22 83V87H25V88H21V92H24V94L22 95L23 97H21L20 95V93H18L17 92V94H16V96L17 95H19V96H17L16 97V104L14 103V106L13 107H16V108H13V110L15 109V110H17L16 112L15 111H13L14 112V114H11V115H13V116H11L10 115V113H12V111H10L9 110V112H7V117H5V118H7L6 120L7 121H5V119H4V121H1L0 120V123H3L2 125H3V127H0V145L2 146V144L5 142V141H7L6 142V144L7 143H9V145L11 146L12 144L14 145L15 143L16 144H18V145H16L15 144V146L14 147H10L9 146V148L8 147H6L5 145H4V147H0L1 149H0V154H2L1 155V157H0V160H2L1 162L3 163H0V170H3V171H1V172H4V173H1L2 175L1 176H3V178H4V174H9V175H7V176H5V178L6 177H9L10 176V178H14L13 180L15 181V177L17 176L16 174H18V169L20 170V168H21V170H23L22 172H25V173H27V175H29V174H31L30 172H32L33 173V171H31V170H35V168L36 167H34V164L36 163L37 165L39 164V167L35 164V166H37V168H40V164H42L41 162V159L40 158H42L43 159V157L45 158V156H46V158L45 159H43V164H45V166L42 164L41 166H43V167H47V162H50V160H53V158H54V156H53V158L52 159H49L50 157H52V156H50L51 155V151H52V149H51V151H49L50 149L48 148V147H50L51 146V144L49 143L50 142V131L52 132H54V133H56V132H58L57 130L59 129H64V131L66 132V135H67V133L68 132H70L69 134L72 136H70L69 135V137H71V139L70 138H68L67 139V137H66V139L67 140H72L73 139V130H77V128H80V125H81V128H80V130H82V128L85 126V125H82L81 123L79 124V127H77V125H78V123L75 125L74 123H73V121H74V118L72 119L71 117H72V113H71V110H73L74 109V107L76 106V104H77V101H78V103H80L82 100H81V98L79 99V98H77L76 97V100H75V95L73 94V96L72 97H70L71 95H72V92L70 91V90H72V89H70L69 87H71V79H73L72 77H74V76H72L71 77V75H73V73L74 72H78V71H75V70H73L72 71V74L70 75V78L71 79H69V80H66V75H65V77L64 76H62L61 74H60V71L62 72L64 69L66 70H64L63 72L65 73V74H67L66 72H67V67H70V66H67V65H70V62H69V60H70V58H71V60L70 61H72V63H73V60L72 59H74V58H76V57H73L72 58V56H69V55H67L69 58L67 59V58H65V55L66 54H61V52L59 51H56V52H58V54L60 53L61 55H63V56H60V54L58 55V56H60V58H61V61L59 62L60 63V65L59 64H57V65H55L56 64V62L54 61V60H56L57 58L59 59V57L56 55L57 53L56 52H54V51H51L52 49H54L55 47H56V43H57V45H58V48H59V46L60 47H62L61 45L64 43V41L63 40H56L57 42H54V41H52L53 43H51V45L53 44V46L55 45V47L54 48H50L49 49V46L48 45H50V44H47L48 43V41H50V40H47V42H45L44 43V41L46 40H43L42 42V44L40 43L41 41L37 38V36H35ZM37 38V39H36ZM61 38H63V37H60V39ZM184 38L186 39L185 41H184ZM191 38V39H192ZM206 38H207V42H208V39H210L209 40V43L211 42V41H213V42H211V44L209 45V43L207 44V42H206ZM224 38L222 39V40H224ZM230 38V39H229ZM10 39H14V38H10L9 37V42H11V44H12V42H15L16 40L18 41L19 39H14V41L12 40V41H10ZM23 38H21V40H22ZM65 39V38H64ZM21 40H19V41H21ZM27 40V39H26ZM38 40V41H37ZM203 40H205V42L203 41ZM3 41L1 42V45L3 44ZM25 40H22V43L24 42ZM37 41V42H36ZM63 41V42H62ZM62 42V43H61ZM179 42V43H180ZM218 42V41H217ZM4 43V44H5ZM19 43V42H18ZM17 42H16V44H18ZM21 43V44H22ZM37 43V44H36ZM50 43V42H49ZM60 43V44H59ZM66 43H68V42H66ZM206 43V44H205ZM216 43V44H215ZM14 45H15V43H13ZM35 46H34V45ZM42 45V46H40V45ZM44 44V45H43ZM69 44V43H68ZM175 44V43H174ZM188 44H187V46H188ZM193 44H196V45H193ZM0 45V46H1ZM13 45V46H14ZM48 47H47V46ZM18 46V48L15 46V48H17V49H19V45H17ZM26 46V45H25ZM24 46V47H25ZM174 46V45H173ZM184 46V45H183ZM213 48H212V47ZM255 46H258V53H254V52H256V50H257V48H253L252 49V47H255ZM260 46V47H259ZM263 46V47H262ZM21 47V46H20ZM36 47V48H35ZM43 47V48H42ZM45 47H46V49H45ZM52 47V46H51ZM189 47V46H188ZM198 47V48H197ZM209 47H211V48H209ZM22 48V47H21ZM29 48H30V50H29ZM34 48V49H33ZM200 48H202V49H200ZM208 48V49H207ZM218 49L219 48V50H216V49ZM249 46H248V50H249ZM259 48H260V50H259ZM13 49L14 48H10V50H12V52H13ZM25 49V48H24ZM23 48H22V51L24 50ZM45 49V50H44ZM187 49V48H186ZM189 49V50H190ZM205 49V50H204ZM255 49V50H254ZM9 50V51H10ZM20 50V49H19ZM19 50H17L18 51V53H19ZM42 50V51H41ZM201 50V51H200ZM215 51V53L213 54H211V52H209V51ZM254 50V51H253ZM0 51H1V49H0ZM16 51V50H15ZM16 51V52H17ZM21 51V50H20ZM21 51V52H22ZM46 51H48V52H46ZM51 51V52H50ZM178 51H179V53H178ZM206 53H208V54H206ZM253 51V53L254 54H252L251 52ZM11 52V53H12ZM21 52L19 53L20 55L19 56H21V57H24V56H22V54H21ZM25 52V53H26ZM44 52H46V53H48V54H46V53H44ZM192 52V53H191ZM193 52H194V54H193ZM4 54V55H7V56H3L2 54ZM28 53V52H27ZM44 53V54H43ZM51 53V57H50V54ZM54 53V54H53ZM56 53V54H55ZM174 53H178L177 55L176 54H174ZM184 53V55H181V54H183ZM186 53V54H185ZM197 53V54H196ZM201 53V54H200ZM204 53V54H203ZM211 55H210V54ZM24 54V53H23ZM37 54H39V55H37ZM167 54H169V52L167 53ZM199 54V55H198ZM203 54V55H202ZM15 55H16V53H15ZM25 56L27 55V54H24ZM40 55L42 56V57H40ZM44 55V56H43ZM47 55L49 56V57H47ZM56 55V56H55ZM178 55H180L179 57H178ZM221 55H222V52H221ZM16 56H18V54L16 55ZM38 56V57H37ZM54 56V57H53ZM188 56V57H187ZM215 56H216V58H218V60L215 58ZM223 56V55H222ZM1 57H3V58H1ZM5 57V58H4ZM64 57V58H63ZM190 57V58H189ZM206 57V58H205ZM211 57V58H210ZM253 57V58H252ZM20 58V57H19ZM48 58H51V61H52V58H55L53 61H54V63L52 62V64H53V66H52V68L53 69H51V71L49 70V67L48 66H50V65H48V63H47V59ZM184 58H188V59H184ZM213 58H215L214 60H213ZM247 57H245L243 60L247 63V59L249 60V58H247ZM15 59V60H14ZM23 59H26V57L25 58H23ZM39 59V60H38ZM56 60L57 62L59 61V60ZM65 59V60H64ZM67 59V60H66ZM191 59V60H190ZM200 59V60H199ZM246 59V60H245ZM44 62V63H42V61ZM50 60V59H49ZM76 60H77V58H76ZM186 60V61H185ZM195 60H197L198 61V63H200V62H202V64L200 63V64H198L197 63V61H195ZM206 60V61H205ZM207 60L210 62V63H212L213 61H215V62H213L214 64L213 65H217V61L219 62V63H221L220 65H222V67L221 66H219V64L216 66H214V68H212V66H211V64H210V68L208 67V63L209 62H207ZM21 61H22V58H21ZM40 61V62H39ZM65 61H67V62H65ZM74 61H75V59H74ZM181 61V62H180ZM188 61V62H187ZM192 61V62H191ZM62 62H63V64H62ZM173 62H175L174 64H173ZM189 62H190V64H189ZM205 62V63H204ZM206 62H207V64H206ZM4 63V62H3ZM9 63V62H8ZM6 63L5 65L3 64L2 65V63H1V65L2 66H4V70L6 69L7 71H9L10 70V68H9V70L7 69L8 68V65L9 64H11V63ZM25 63V62H24ZM33 63H34V65H33ZM36 63V64H35ZM42 64L43 66L42 67H40L41 65H39L38 66V64ZM46 63V65L44 66V64ZM51 63V62H50ZM71 63V64H72ZM163 63H162V65H163ZM185 63H187V65L185 64ZM194 63V64H193ZM206 65H204V64ZM29 64V65H30ZM61 64H62V66H65L64 67V69H63V67L61 68ZM183 65V67L184 66H186L187 68H190V69H187L186 67L185 68H183V69H185L184 71H183V69H180L181 68V66ZM244 64V63H243ZM33 65V66H32ZM48 65V66H47ZM59 65V66H58ZM161 65V64H160ZM188 65H190V66H188ZM205 66L203 69H202V67L203 66ZM11 65H9V67H10ZM36 66H37V69H36ZM57 66V67H56ZM179 66V67H178ZM192 66V67H191ZM219 66V67H218ZM233 66H235V65H233ZM39 67V68H38ZM174 67H176V68H174L175 70H172ZM195 67H197V68H199L197 71H196V68ZM207 67V68H206ZM222 68V69H219L218 70V68ZM236 67V66H235ZM40 68H41V70H43L42 72H40L41 70H40ZM46 68H48V70L50 71H47V69ZM51 68V67H50ZM60 69V71H59V69ZM191 68H195L194 70L196 71H194V70H192ZM212 68V69H211ZM217 68V69H216ZM230 69H231V66L229 67ZM46 69V70H45ZM62 69V70H61ZM167 69V70H168ZM176 69H179V70H177V72L178 73H180L181 74V76H180V74H178V73H176ZM187 69V70H186ZM205 69H206V72H205ZM207 69H209L210 71H207ZM218 70V71H221V72H218V71H214V70ZM37 70V71H36ZM40 70V71H39ZM70 70V69H69ZM68 70V71H69ZM181 70V71H180ZM40 73H39V72ZM45 71V72H44ZM53 71V72H52ZM161 71H166V70H161ZM180 71V72H179ZM190 73H189V72ZM197 73L196 75H195V73ZM198 71H200V72H202V71H204V72H202V74L201 75H199L200 74V72H198ZM211 71H214L215 72V74L214 73H212ZM225 71V73H223ZM228 71H230V70H227V72ZM231 71H232V69H231ZM263 71V72H262ZM12 71L10 70V72H8V73H10V74H14V73H11ZM38 72V73H37ZM44 72V73H43ZM62 72V74H64ZM70 72H71V70H70ZM70 72H68V75L70 74ZM192 72V73H191ZM208 72H209V74H208ZM218 72V73H217ZM5 74V75H3V76H1L2 78H5L4 80H6V79H8V84H6V85H8V87L7 86H5V83H7V82H5L3 79L0 81L1 83H3L4 85L3 86H5V87H7L8 88V93H10L11 91H10V87L13 85V81H11L12 82V85L10 86L9 85V83H10V81H9V77H12V76H9L8 78L6 77V75H9V74ZM48 73V74H47ZM50 73V74H49ZM59 73V74H58ZM79 73V72H78ZM78 73H77V75H78ZM23 74H25L24 76H27L26 78L27 79H29L28 81H24V76H23ZM45 75L44 77H43V75ZM51 74H53V76L55 75L56 77L55 78H59V80L58 79H55L53 76H51L52 78H54V80H52V78L50 77V75ZM80 74V73H79ZM97 74V73H96ZM177 74V75H176ZM192 74V75H191ZM205 74V75H204ZM212 74H214V75H218L217 76V78H216V76H214V75H212ZM220 74H223V76L225 75V76H227V77H223L222 75H220ZM33 75V76H32ZM61 75V76H60ZM67 75V78L69 77ZM82 76H78L76 79V82L77 81H84L83 80V74H81ZM98 75V74H97ZM168 76V78H165L166 76ZM195 75V76H194ZM202 75L204 76V77H202ZM208 75H212V76H214V78H212V79H207V77H208ZM15 76V79L17 78L16 77V75H14ZM14 76H13V78H14ZM38 76H40V77H38ZM189 77V76H191L190 78H187V77ZM198 76H199V78H198ZM212 76H209L210 78L212 77ZM219 76H220V78H222V80H220V78H219ZM259 76H261L260 78H259ZM32 77H33V81H32ZM43 77V78H42ZM61 77V78H60ZM62 77H64V78H62ZM98 77H100V78H102L101 76H99L98 75ZM180 77V78H179ZM184 77V78H183ZM194 77V78H193ZM196 77L199 79V81H198V79H196ZM200 77H202V78H200ZM208 77V78H209ZM234 77V76H233ZM232 77V78H233ZM38 78H39V80H38ZM44 78H45V80H47V82L44 80ZM206 78V79H205ZM219 78V82H220V85H219V82L216 80V79H218ZM1 79V78H0ZM50 79H51V81H50ZM60 79H61V81L62 80H64L65 82H67V81H70L69 83L71 84L68 88L70 89H68L67 88V85H68V82L67 83H64V81H62V82H60ZM171 81H174L175 80V82H170V80ZM181 80V82H180V84L176 81V80ZM194 79V80H193ZM224 79V80H223ZM256 79V80H255ZM260 79H261V82H260ZM12 80H14V79H12ZM43 80V81H42ZM74 80V82H75V78L73 79ZM100 80V81H99ZM186 80H188L187 82H186ZM197 80V81H196ZM203 82H202V81ZM204 80H206V81H204ZM208 80V81H207ZM210 80H213V81H210ZM16 81L17 80H15V83H16ZM20 81L18 82L17 81V83L16 84H18V83H20ZM31 81V82H30ZM35 81V82H34ZM42 81V82H41ZM51 82V84H50V82ZM55 81V82H54ZM163 81H162V83H161V85L160 86H162V84H163ZM169 81V83H174V84H169V86H167L166 84H165V82L167 83ZM201 81V82H200ZM216 81V82H215ZM222 81H224V82H222ZM231 81H232V79H231ZM54 84H53V83ZM60 83L59 85H58V83ZM104 82V80H103V78H102V80L101 79H97V83H103ZM227 82V83H226ZM253 82H254V84H253ZM255 82H257V85H256V83ZM0 83V84H1ZM21 83H20V86L19 87H21ZM27 83V84H26ZM44 83H46V85L44 84ZM49 83V84H48ZM64 83V85L62 86V84ZM72 83H73V81H72ZM189 83V85H187ZM194 83H196V85H194ZM232 83V84H231ZM259 83V84H258ZM65 84H67V85H65ZM176 84V85H175ZM185 84V85H184ZM215 85V86H213V85ZM217 84L222 88V91H221V89L219 88V90L216 88V87H219V86H217ZM225 84V85H224ZM249 84H251V85H249ZM262 84V85H261ZM29 85H31V86H29ZM41 85V86H40ZM46 87H51V88H46ZM48 85V86H47ZM51 85V86H50ZM58 85V86H57ZM60 85H61V87H60ZM90 85H92V84H90ZM170 85H172V87H170ZM175 85V86H174ZM180 85V86H179ZM185 86V88H183L184 86ZM191 85V86H190ZM201 85L203 86H205V85H208L207 86V88H204V87H201ZM246 85H249V86H246ZM254 85V86H253ZM10 86V87H9ZM37 86V87H36ZM53 86H55V88H57V90L53 87ZM57 86V87H56ZM65 86H66V88H65ZM165 86H163V87H165ZM173 86L175 87L174 88V92L172 91V89H173ZM177 86H178V88H177ZM198 86H200V88L198 87ZM211 86H213V87H211ZM228 86V87H227ZM230 86H233V87H231L230 88ZM250 86H252L253 88H251ZM256 86V87H255ZM13 88H15L16 87V89L18 88V85L17 86H15L14 87V85L12 86ZM29 87H31V89H28ZM36 87V88H35ZM190 87H191V90H190ZM195 87H198V89L197 88H195ZM206 87V86H205ZM247 87V88H246ZM250 87V88H249ZM258 87H260V88H258ZM4 88V87H3ZM6 88V89H7ZM13 88L11 89V90H13ZM38 88V89H37ZM45 88V89H44ZM60 88V89H59ZM65 89V90H63V89ZM72 88H73V86H72ZM76 88L78 89L79 87H77V86H75L74 87V89L73 90H75L76 91ZM90 88V86L88 85V89ZM161 88V87H160ZM170 88V89H169ZM172 88V89H171ZM185 90L184 92V95H183V89ZM195 88V89H194ZM203 88V89H202ZM210 88H211V90H210ZM234 88V89H233ZM15 89V90H16ZM22 89H24L25 91H23ZM55 89V91H54V93H56V94H54L53 93V90ZM81 89V88H80ZM93 89V88H92ZM163 89H165V88H163ZM175 89H177V90H179V91H176L177 92V94H176V92H175ZM180 89H181V92H180ZM248 89V90H247ZM19 90V89H18ZM28 90H30V93H29V91ZM32 90L34 91L33 93H31L32 92ZM38 90V91H37ZM51 90V92L50 93H48L49 91ZM60 90V91H59ZM66 90H67V92H66ZM83 90V89H82ZM90 90V89H89ZM161 90H162V88H161ZM161 90H160V92H161ZM171 90V91H170ZM187 90H188V93L189 94H187ZM195 92H194V91ZM232 90V91H231ZM247 90V91H246ZM19 91V92H20ZM40 91V92H39ZM58 91V92H57ZM69 91V92H68ZM78 91H80L79 89H78ZM154 92H155V90H153ZM210 92V94H209V92ZM220 91V92H219ZM231 91V92H230ZM251 91V92H250ZM13 93L15 92L16 93V91H12ZM44 92V93H43ZM64 92H66L67 93V95H65L66 93H64ZM74 92V91H73ZM151 92V91H150ZM157 92V91H156ZM235 92V94H232V95H230L231 93H234ZM236 92H237V94H236ZM242 92H243V94H242ZM245 92V93H244ZM255 92V93H254ZM260 92V93H259ZM15 93L14 94H12V95H15ZM27 93H29V94H27ZM43 93V94H42ZM58 93V94H57ZM59 93H61V94H59ZM69 93H71L70 95H69V97L70 98H68V94ZM75 93V92H74ZM80 93V92H79ZM153 93V92H152ZM161 93V94H162ZM173 93H175V95H173ZM192 93H194V94H192ZM198 93V94H197ZM221 93V94H220ZM249 93V94H248ZM259 93V94H258ZM26 94L27 95H33V97L31 98V95L30 96H26ZM46 94V95H45ZM155 94V93H154ZM157 94H158V92H157ZM157 94H156V97H157ZM179 94H180V96H179ZM208 94V95H207ZM226 94V95H225ZM229 94V95H228ZM238 94H241L240 95V97L241 98H239V95ZM246 96H245V95ZM48 95V96H47ZM62 95V96H61ZM65 95V96H64ZM153 95V94H152ZM185 95H188V97H186ZM218 95V96H217ZM222 95H223V100L224 99H226L227 100V102H226V100H222V99H220L221 97H222ZM244 95V96H243ZM250 95V96H249ZM36 96H38V97H36ZM45 96H46V99H45ZM51 97V99L49 100V98ZM67 96V98H66V104H63V103H65V101L63 102V100H64V98ZM155 96V95H154ZM167 96V97H166ZM179 96V97H178ZM198 96H199V98H198ZM226 96L228 97V98H226ZM231 96H236V97H234V99H233V97H231ZM238 96V97H237ZM257 96H258V98H257ZM18 97H20L21 98V100H20V98H18ZM30 97V98H29ZM60 97V98H59ZM81 97V96H80ZM174 97H176L175 99H174ZM193 97H196V98H193ZM211 97V98H210ZM243 97V98H242ZM254 99H253V98ZM262 97V98H261ZM26 98V99H25ZM37 98V99H36ZM151 98H153V101H152V99ZM162 98V99H161ZM163 98L165 99V101L163 100ZM166 98H167V100H166ZM173 98V99H172ZM183 98H184V100H183ZM230 98H232V99H230ZM246 100H245V99ZM18 99V100H17ZM31 99V100H30ZM39 99H40V104H39ZM42 99L44 100V101H42ZM56 99V100H55ZM61 99H62V102L63 103H59V101H61ZM187 99V100H186ZM204 99V100H203ZM243 99V100H242ZM249 99H250V101H249ZM21 102H20V101ZM25 100H27L26 102H24ZM38 100V101H37ZM48 100V101H47ZM53 100V101H52ZM55 100V101H54ZM71 100V101H70ZM148 100V99H147ZM163 100V101H162ZM175 100V101H174ZM232 100V101H231ZM260 100H263V101H260ZM17 101L20 103L18 106H17ZM29 101V102H28ZM36 101V102H35ZM50 101V102H49ZM152 101V106H154V108L151 106V104H149L150 102ZM176 102V103H174V102ZM223 101V102H222ZM234 101V102H233ZM239 101V102H238ZM251 101H255V102H252L251 103ZM45 102V103H44ZM52 102H54V103H52ZM85 102V101H84ZM147 102V101H146ZM156 102H154V103H156ZM171 102H173V103H171ZM179 102V103H178ZM181 102H183V103H181ZM212 102V103H211ZM237 102V103H236ZM241 102V103H240ZM249 102V103H248ZM259 102V103H258ZM29 103V104H28ZM52 103V104H51ZM75 104V105H73V104ZM162 105H161V104ZM196 103V104H195ZM228 105H226V104ZM235 103H236V106H235ZM251 103V104H250ZM35 104V105H34ZM38 104V105H37ZM46 104V105H45ZM49 104L51 105L50 107H48L49 106ZM54 104H56L57 106H59V107H57L56 105H54ZM59 104V105H58ZM83 103L81 102V105H82ZM183 104H184V106H183ZM186 104V105H185ZM190 104V105H189ZM220 104H221V106H220ZM239 104V105H238ZM243 104H244V106H243ZM250 104V105H249ZM261 106H260V105ZM16 105V106H15ZM40 105V106H39ZM42 105V106H41ZM45 105V106H44ZM54 105V106H53ZM61 105H63L62 107H61ZM68 105H70V106H68ZM156 105V104H155ZM172 105H174V106H172ZM203 107H202V106ZM225 105V106H224ZM231 105V106H230ZM255 105V106H254ZM36 106H38L37 107V109H36ZM66 106V107H65ZM149 106V107H148ZM166 107V106H168V107H170L169 109H168V107H166L165 109H164V107ZM183 106V107H182ZM233 106H235V108L233 107ZM241 106V107H240ZM247 106V107H246ZM39 107H40V109H41V111H38V109H39ZM55 107V108H54ZM57 107V108H56ZM148 107V108H147ZM151 107V109H152V111H154V112H158V113H160V115L157 113V117H159V119L156 117V114H153V116H152V111H150L151 109H149ZM174 107H177V110H175V108ZM224 107V108H223ZM231 107V108H230ZM250 107V108H249ZM252 107V108H251ZM257 107V108H256ZM262 108V110H260V108ZM22 108V109H21ZM61 108H63V109H65L64 110V112L63 111H61L63 114H62V116H58V115H61V113H60V110H62ZM191 108V109H190ZM226 108V109H225ZM32 109V110H31ZM35 109V110H34ZM39 109V110H40ZM54 109H57L56 110V115H55V112H53L54 111ZM58 109H59V111H58ZM69 109H70V111H69ZM180 109V110H179ZM184 109H185V111H184ZM210 109V110H209ZM219 109H222V110H219ZM231 109H232V111H231ZM237 109H239V110H237ZM243 109V111H241V110ZM32 112H31V111ZM45 110H47V111H45ZM68 110V111H67ZM144 110V109H143ZM167 110V111H166ZM174 110V111H173ZM190 110V111H189ZM228 110V111H227ZM236 112H234V111ZM237 110V111H236ZM248 110H250V111H248ZM251 110H252V112H251ZM34 111V112H33ZM36 111V112H35ZM58 111V112H57ZM151 112V113H148V112ZM168 111H170V112H173L172 114L171 113H169ZM176 111H178V113H176ZM211 111V112H210ZM219 111H221V113L219 112ZM47 112H48V114H47ZM52 112V113H51ZM134 112V111H133ZM180 112H183L182 114L180 113ZM189 112V113H188ZM207 112V113H206ZM232 112V113H231ZM239 112V113H238ZM241 112V113H240ZM251 112V113H250ZM258 112V113H257ZM16 113V114H15ZM28 113V114H27ZM31 113V114H30ZM37 113V114H36ZM50 113H51V115H50ZM59 113V114H58ZM176 113V114H175ZM202 113V114H201ZM229 113H231V114H229ZM245 114V115H242V114ZM248 113V114H247ZM30 114V115H29ZM42 114H43V116H42ZM53 114V115H52ZM170 114V115H169ZM173 114H174V116H173ZM190 114V115H189ZM206 114V115H205ZM238 114V115H237ZM251 114H252V116H251ZM257 114V115H256ZM10 117H9V116ZM26 115V116H25ZM40 115V116H39ZM55 115V116H54ZM67 115V116H66ZM69 115H71V116H69ZM155 115V116H154ZM159 115V116H158ZM163 115H161V116H163ZM188 115V116H187ZM210 115V116H209ZM31 116V117H30ZM42 116V117H41ZM47 116H48V120H47ZM52 116V117H51ZM54 116V117H53ZM188 118V119H186V117ZM201 116V117H200ZM205 116V117H204ZM224 116V117H223ZM233 116V117H232ZM235 116H238V117H235ZM240 116V117H239ZM245 116V117H244ZM9 117V118H8ZM12 117V119L13 120H11L10 118ZM20 117V118H19ZM23 117V118H22ZM60 119H59V118ZM176 117V118H175ZM178 117V118H177ZM182 117V118H181ZM223 117V118H222ZM242 117H244L243 119H242ZM249 117V118H248ZM263 117V118H262ZM43 118H45V119H43ZM52 118V119H51ZM53 118L56 120V122L57 121H61V125H59V126H57V127H59V128H55L56 129V131L53 129L54 127H56L55 125H56V122H52V121H55V120H53ZM58 118V119H57ZM64 120H63V119ZM66 118V119H65ZM156 118V119H155ZM204 118V119H203ZM245 118H247L246 120H245ZM250 118H251V120H250ZM42 119V120H41ZM71 119V120H70ZM94 118H91V122H92V124H94L95 123V121L93 120ZM133 119H134V117H133ZM153 119V118H152ZM182 119V120H181ZM241 119H242V121L243 120H245V121H248V122H250V124L249 125H244V129L242 128V124H243V122H245V121H241ZM249 119V120H248ZM3 120V119H2ZM21 122H20V121ZM52 120V121H51ZM219 120V121H218ZM230 120V121H229ZM237 120V121H236ZM240 120V121H239ZM51 121V122H50ZM59 121V122H60ZM181 121V122H180ZM5 122V123H4ZM8 122V123H7ZM41 122V123H40ZM153 123V125H155V127L156 126H158V128L156 127H148V126H151V124H149V123ZM160 124L161 122H162V124L163 125H165V127H162V124L160 125L161 127H162V129L164 128V130H162V129H160L161 127L159 126V125H157L158 123ZM180 122V123H179ZM205 122V123H204ZM257 122V123H256ZM259 122V123H258ZM12 123V124H11ZM73 125H75L76 126V128H73L72 129V124ZM83 124H86V125H88V124H90L89 122H82ZM137 123V124H136ZM171 125H170V124ZM237 123V124H236ZM254 123V124H253ZM5 124H6V126H5ZM22 124V125H21ZM37 124V125H36ZM52 124H54V125H52ZM91 124V125H92ZM147 124V125H146ZM252 124L254 125V127L256 128H254L253 126H252ZM259 126H258V125ZM2 125H0V126H2ZM8 125V126H7ZM15 125V126H14ZM58 125V124H57ZM62 125H66V127L67 128H64V127H62ZM129 125H131V126H129ZM171 126L170 128H169V126ZM203 125V126H202ZM228 125V126H227ZM251 125V126H250ZM10 126H11V129H10ZM21 126V127H20ZM47 126L49 127V130L47 129ZM92 126H94V125H92ZM135 128H134V127ZM138 126V127H137ZM142 128H141V127ZM168 126V127H167ZM172 126H174V127H176L175 129H173L174 127H172ZM202 126V127H201ZM9 127V128H8ZM24 127V128H23ZM39 127V128H38ZM71 127V128H70ZM94 127H96V126H94ZM146 127V128H145ZM181 127V128H180ZM187 127H188V129L190 130H188L187 129ZM212 128V129H210V128ZM214 127V128H213ZM228 127V129H226ZM241 127V128H240ZM245 127H246V129L248 130V131H246L245 130ZM249 127V128H248ZM258 127V128H257ZM3 128L6 130V131H3ZM7 128V129H6ZM16 128V129H15ZM148 128H149V130H148ZM152 128V129H151ZM155 128V130H154V133L153 132H151V130H153ZM166 128L169 130L170 129V131H168V132H166L167 130H166ZM172 128V129H171ZM179 128V129H178ZM217 129V131H216V129ZM261 128V129H260ZM2 129V130H1ZM41 129V131H39ZM53 129V130H52ZM66 129V130H65ZM71 129H72V131H71ZM142 129V130H141ZM151 129V130H150ZM199 129V130H198ZM215 129V130H214ZM221 129V130H220ZM241 129V130H240ZM252 129V130H251ZM254 129V130H253ZM259 129H260V131H259ZM12 131L11 133H10V131ZM79 130V129H78ZM160 130V131H159ZM166 130V131H165ZM174 130H179L178 132L180 133L181 131L180 130H182V133H180V135H178L179 133H177L176 131H174ZM185 130V131H184ZM197 130V131H196ZM203 132H202V131ZM211 130H214V131H211ZM244 130V131H243ZM63 131V130H62ZM145 131V132H144ZM148 131H150L149 133H148ZM158 131V132H157ZM163 131V132H162ZM173 131V132H172ZM196 131V132H195ZM226 131V132H225ZM243 131V132H242ZM1 132H3V133H1ZM8 132V133H7ZM22 132V133H21ZM24 132V133H23ZM40 134H39V133ZM43 132H45V133H43ZM52 132V133H53ZM143 132V133H142ZM164 132H165V134L166 133H168V135L167 136H169V134H173V135H176V134H174V132H176L177 133V135L176 136H169V137H166V138H164V136L163 135H165L164 134ZM172 132V133H171ZM187 134H186V133ZM197 132H198V134H197ZM229 132V133H228ZM242 132V133H241ZM247 132H249V134L247 133ZM5 133V134H4ZM15 133V134H14ZM47 133H49V134H47ZM53 133V134H54ZM60 133V132H59ZM59 133H56V134H59ZM152 133V134H151ZM156 133V134H155ZM159 134V136H157L158 134ZM162 133H163V135H162ZM195 133L197 134V135H195ZM203 133V134H202ZM204 133H206V135L204 134ZM207 133H208V135H207ZM216 133V134H215ZM235 133V134H234ZM256 133L258 134L257 136H256ZM38 134V135H37ZM43 134V135H42ZM45 134H46V137L49 139V141H48V139L45 137ZM65 134V133H64ZM186 134V135H185ZM199 134H201V135H199ZM209 134H212L211 136L209 135ZM239 134V135H238ZM241 134H243V135H245V136H241ZM21 135V136H20ZM49 137H48V136ZM61 135V134H60ZM135 135L137 136V137H135ZM182 135V136H181ZM191 135H192V137H191ZM214 135H216V137H214ZM3 136H4V138H3ZM26 136V137H25ZM43 136H44V138H43ZM64 136V135H63ZM62 136V137H63ZM145 136V137H144ZM153 136H155V138L153 137ZM161 136H163V138L161 137ZM178 136V137H177ZM181 136V137H180ZM185 136V137H184ZM206 136H209V137H206ZM234 136V137H233ZM18 137V138H17ZM20 137V138H19ZM42 137V138H41ZM62 137L61 138H59L60 139V141H59V143H61V139H62ZM154 139H153V138ZM158 137V138H157ZM175 137H177V138H175ZM204 137V138H203ZM211 137V138H210ZM246 138L247 140H245V139H243V138ZM249 137V138H248ZM256 137V138H255ZM12 138V139H11ZM81 138V137H80ZM135 138H138L137 140H135ZM142 138V137H141ZM157 138V139H156ZM182 138H183V140H182ZM205 138L206 139H209V140H205ZM215 138V139H214ZM217 138V139H216ZM225 138V139H224ZM251 138V139H250ZM15 139H17V140H15ZM22 139V140H21ZM41 139H43V140H41ZM48 141V143H47V141ZM58 139V140H59ZM63 139H65V138H63ZM200 139H202L201 141H202V144H201V141H200ZM204 139V140H203ZM220 139V140H219ZM231 139H233L232 141H231ZM237 141H236V140ZM239 139V140H238ZM260 139V140H259ZM263 139V140H262ZM38 140V141H37ZM66 140V141H67ZM83 142L85 141V139L83 138V139H81ZM183 141V142H181V141ZM221 140H224V141H221ZM226 140V141H225ZM243 140V141H242ZM256 141V143L257 144H255V145H261V143L263 144V145H261V146H257L258 148L259 147H262L261 149H263L262 151H263V154H262V151H259V149L258 148H255L256 146L254 145V142ZM11 141V142H10ZM44 141V142H43ZM147 141L149 142V145H148V143H147ZM151 141L152 142H154V143H151ZM156 141V142H155ZM164 141H166V142H164ZM212 141V142H211ZM214 141H215V143H216V141L217 142H219V144L218 143H216V145H215V143H214ZM221 141V142H220ZM230 141L232 142V143H234L235 142V144H230ZM240 141V142H239ZM250 141V142H249ZM260 141H262V142H260ZM15 142V143H14ZM99 142V141H98ZM97 142V143H98ZM141 142V143H140ZM146 144H145V143ZM162 144H160V143ZM164 142V143H163ZM178 142V143H177ZM184 142H185V144H187V145H185V146H183V147H180V145H184ZM190 142V143H189ZM237 142V143H236ZM243 144H242V143ZM252 142V143H251ZM12 143V144H11ZM27 143V144H26ZM45 143H46V145H45ZM97 143H91V145L89 144V146H91V147H96V145H98ZM150 143L152 144V146H153V148H151V146H150ZM177 143V145H179V147L178 146H176L175 144ZM182 143V144H181ZM208 143V144H207ZM225 143H226V145H227V147L225 146ZM247 143V144H246ZM249 143V144H248ZM37 144V145H36ZM39 144V145H38ZM47 144H48V146H47ZM206 144V145H205ZM221 144V145H220ZM224 146H223V145ZM229 144V145H228ZM45 145V148H43V151H41L42 150V146H44ZM50 145V146H49ZM87 147H89L88 146V144H85ZM173 145H175V147L173 146ZM207 145H209L210 146V148H209V146H207ZM213 145V146H212ZM214 145L216 146V147H214ZM218 145V146H217ZM235 145V146H234ZM238 145V146H237ZM247 145V146H246ZM254 145V146H253ZM47 146V147H46ZM64 146H65V148H67V146H66V144H64ZM148 146V147H147ZM150 146V147H149ZM161 146V147H160ZM169 146H171V147H169ZM173 146V147H172ZM187 146V147H186ZM192 146L194 147L193 148V152H192ZM197 146V147H196ZM211 146H212V148H211ZM223 146V147H222ZM230 146H231V148H230ZM249 146V147H248ZM252 146H253V148H252ZM30 147V148H29ZM37 147V148H36ZM71 147V146H70ZM87 147H85V148H87ZM157 147V148H156ZM163 147H165V148H163ZM169 147V148H168ZM204 147H206V148H204ZM220 147V148H219ZM222 147V148H221ZM239 147V148H238ZM245 147V148H244ZM252 149H251V148ZM13 148V149H12ZM23 148V149H22ZM46 148H47V150H48V152H47V150H46ZM53 148V147H52ZM71 148H74V147H71ZM149 148H151V149H149ZM157 150V149H159L160 150V153H162L161 152V150L162 151H164L163 153H164V155H163V153H162V155L160 154V153H158L159 152V150H157V151H154L153 152V150H155V149ZM173 148H174V151L175 152H173L174 153V155L172 154V153H170L172 150H173ZM176 148H178V149H176ZM190 148V149H189ZM208 148V149H207ZM236 148V149H235ZM254 148H255V151H254ZM39 149V150H38ZM44 149H45V151H46V155H42V157L40 156L42 153H44L45 151H44ZM169 150V151H167V150ZM195 149V150H194ZM198 149V150H197ZM206 149V150H205ZM210 149V150H209ZM218 149H220V150H218ZM223 149H225V150H223ZM228 149H230L229 151H228ZM256 149H258V150H256ZM260 149V150H261ZM148 150V151H147ZM165 150L167 151V152H165ZM171 150V151H170ZM176 150H177V152H176ZM214 150V151H213ZM248 150H250V151H248ZM15 151V152H14ZM30 153H29V152ZM152 151V152H151ZM183 151H185V152H187L188 153V155H187V153H185L184 154V152ZM191 151V152H190ZM224 151V152H223ZM24 152V153H23ZM31 152H32V154H31ZM39 152V153H38ZM41 152V153H40ZM54 152H56V148H55V151ZM72 152V151H71ZM138 151H136V153H137ZM148 152V153H147ZM190 152V153H189ZM205 152V153H204ZM226 152H228V153H226ZM253 152V153H252ZM258 152V153H257ZM14 153V154H13ZM156 153L158 154V155H156ZM176 153V154H175ZM220 153V154H219ZM223 153H225V156L223 155ZM233 155H232V154ZM238 153V154H237ZM242 153V154H241ZM254 153H255V155H254ZM13 154V155H12ZM34 154L35 155H39V157H38V155L37 156H35V159H33L34 158ZM50 154V155H49ZM52 154H54L53 152H52ZM71 153L69 152V154L68 155H70ZM139 154V153H138ZM138 154H136V155H138ZM141 154V153H140ZM166 154H168V156H166ZM178 154H180L181 156H185L184 157V159L185 160H187L188 158V160L186 161V162H184L185 160H183L182 158L180 159V157L181 156H179ZM191 154V155H190ZM198 156H197V155ZM235 154V155H234ZM240 154V155H239ZM258 154V155H257ZM32 155V156H31ZM48 155L50 156V157H48ZM72 155L74 156V158H75V156H77V154H74V150H73V152H72ZM152 155V156H151ZM176 155V156H175ZM190 155V157H188ZM217 155H219V156H217ZM230 155V156H229ZM231 155L233 156V157H231ZM247 155V156H246ZM255 157H254V156ZM262 155H263V157H262ZM14 156V157H13ZM140 156V155H139ZM155 156V157H154ZM159 156V157H158ZM164 156V157H163ZM165 156L167 157V159L165 158ZM192 156V157H191ZM223 156V157H222ZM229 156V157H228ZM250 156V157H249ZM251 156H253L252 157V159H251ZM258 156V157H257ZM160 157H161V159H162V161H160L159 159H160ZM177 157V158H176ZM178 157H179V159H178ZM188 157V158H187ZM196 157V158H195ZM203 157V158H202ZM227 157V158H226ZM27 158V159H26ZM29 158L30 159H33L34 161H35V163L33 162V160H30L29 161ZM39 158V159H38ZM163 158H164V160H166V161H163ZM169 158H170V160H169ZM191 158V159H190ZM205 158H206V160H205ZM217 158V159H216ZM248 158V159H247ZM254 158H255V160H254ZM257 158H258V160H257ZM10 159H11V161H10ZM36 159H38V160H36ZM49 159V160H48ZM64 159V158H63ZM176 159V160H175ZM220 159H222V160H220ZM7 160V161H6ZM14 160V161H13ZM17 160V161H16ZM48 160V161H47ZM180 160L181 161H183L182 162V164H181V162H180ZM192 160V161H191ZM225 160V161H224ZM245 160H247V161H245ZM248 160H250V161H248ZM252 160H253V163H252ZM260 160V161H259ZM22 161V162H21ZM37 161V162H36ZM44 161H45V163H44ZM170 161V163H168ZM177 161V162H176ZM179 161V162H178ZM188 161H190V162H188ZM196 163H195V162ZM207 161V162H206ZM262 161V162H261ZM27 162H33L32 164L31 163H27ZM53 162V161H52ZM164 162H166L165 164V166H172V167H170V168H174V169H172V170H168V169H170V168H168V167H166L165 168V166L164 165H162V164H164ZM206 162V163H205ZM221 162V163H220ZM254 162H256V163H254ZM260 162H261V166L259 167V165H260ZM24 163H26V164H24ZM53 163H55V161L53 162ZM145 163H147V162H145ZM167 163H168V165H167ZM198 163V164H197ZM225 163V164H224ZM231 163V164H230ZM12 164V165H11ZM19 164V165H18ZM29 164H31V165H29ZM159 164L160 165H162V167L160 166L159 167ZM187 164V165H186ZM195 164V165H194ZM201 164V165H200ZM204 164V165H203ZM241 164V165H240ZM244 164V165H243ZM255 164H257V165H255ZM3 165V166H2ZM7 167H6V166ZM15 167H14V166ZM24 165H26L27 167H28V165H29V167L30 166H32L33 167V169H31V168H28V169H30L29 171V174H28V170L27 169H25V168H27L26 166H24ZM177 165V166H176ZM179 165V166H178ZM184 165V166H183ZM185 165L187 166L186 168L188 169V171H189V167H191V169H190V171H192V172H187V170H186V168H185ZM191 165V166H190ZM196 165H198V166H196ZM208 165V166H207ZM209 165H210V167H209ZM229 167H228V166ZM247 165V166H246ZM252 165V166H251ZM6 167L7 168V170H5V168L3 169V167ZM49 166V165H48ZM106 166H107V168H110L109 166H108V164H106ZM176 166V167H175ZM182 168H181V167ZM193 166H194V168H195V170H194V168H193ZM207 168H206V167ZM238 166H241V167H244V168H241V167H238ZM252 167V170H253V168L256 170V173H255V170H253L254 172L251 174V172H252V170H251V167ZM43 167H41V169H37L35 172H37V171H40L41 172V170L42 171H44L45 169H42ZM212 167H213V169H212ZM226 167V168H225ZM236 167V168H235ZM238 167V168H237ZM9 168V169H8ZM168 168V169H167ZM179 168H181V169H179ZM185 169V171H184V169ZM206 168V169H205ZM223 168V169H222ZM233 168V169H232ZM234 168H235V172H234ZM258 170H257V169ZM260 168H261V170H260ZM10 169H11V171H10ZM16 169V170H15ZM150 169V170H149ZM149 169H147V176L149 175L148 174V171L149 172H151L150 174H154V170H152V167L151 168H149ZM193 169V170H192ZM197 169H200V170H197ZM202 169H204L203 171H202ZM210 169V170H209ZM231 169V170H230ZM159 170V169H158ZM180 171V174L182 175V178L180 177L181 175L180 174H178V172ZM205 170H209L208 172L207 171H205ZM215 172H214V171ZM250 170V171H249ZM27 171V172H26ZM152 171H153V173H152ZM196 171H199V172H197V173H194L195 175H196V177H197V180L201 177V178H203V179H199V180H203L202 181V183H201V181H198V182H196L197 180H195L196 179V177H195V175L193 174V172H196ZM205 171V172H204ZM260 171V172H259ZM263 171V172H262ZM182 172H183V174H186V175H184V177H186L185 179H184V177H183V174H182ZM188 174H187V173ZM202 172H203V174H202ZM207 172V173H206ZM229 172V173H228ZM233 172H234V174H233ZM236 172H238V173H236ZM242 172H244V173H242ZM155 173H156V170H155ZM158 173H159V171H158ZM157 173V174H158ZM199 173H201V174H199ZM210 173V175H209V177H208V174ZM212 173V174H211ZM217 173H218V176H217ZM223 173V174H222ZM231 173V174H230ZM242 173V174H241ZM23 174V173H22ZM175 174V175H174ZM197 174H198V176H197ZM256 174V175H255ZM260 174H261V176H260ZM31 175H33V174H31ZM30 175V176H31ZM177 175V176H176ZM205 176V175H207V176H205V177H202V176ZM211 175H213V176H211ZM215 175V176H214ZM221 175H223V176H221ZM225 175L226 176H232L231 178V180H233V178L236 180V181H239L238 183L241 185L238 189H240L241 187H242V189L243 190H245V191H243V197L242 198H240V200H237L238 201V203L240 204L239 205V207H243V209L239 212V209H238V207H237V209H236V205L238 204L236 201H234V199H235V197H232L234 194L236 195V192H237V194H238V189H237V185H239V184H237V183H235V181H234V183H233V181H232V184H231V180H230V177H229V179H228V177L226 178L225 177ZM263 175V176H262ZM0 176V177H1ZM20 176H21V174L19 175V178H17L16 179V181L19 179V181L21 180V178H20ZM159 176V174L156 176V175H153V178H157ZM161 176H159L160 178H161ZM189 176V177H188ZM200 176V177H199ZM246 176V177H245ZM248 176H252V177H254V178H252L251 177V179L248 177ZM163 177H165L164 178V180H163ZM199 177V178H198ZM221 177V178H220ZM223 177H225V178H223ZM256 177H258V178H256ZM3 178H1V179H3ZM4 178V181L5 182H3V180H0V185H6L8 182H7V180H9L8 178H6L5 179ZM147 178H149V179H153L152 177H150V176H148ZM160 178H158V179H160ZM172 180H171V179ZM194 178V179H193ZM209 178H211L210 180H212V178L214 179L212 182L214 183L215 182V184L213 185V183H208V181H210L209 180ZM219 179L218 181H217V179ZM260 178V179H259ZM175 179V180H174ZM182 179H184L183 181H182ZM197 183H195L193 180ZM208 179V181H207V183H208V185H207V183H206V181H204V180H207ZM221 179H228L230 182H228L227 181V183H225V186L226 187H223V183H221ZM249 179V180H248ZM253 179H255L254 180V183L252 182L253 181ZM11 180V179H10ZM13 180H11V181H13ZM153 180H155V179H153ZM152 180V181H153ZM157 180V179H156ZM155 180V181H156ZM171 180V181H170ZM176 180H178V181H176ZM243 180V181H242ZM252 180V181H251ZM260 180V181H259ZM10 181V182H11ZM13 181V182H14ZM15 181V183H17ZM22 181H24L23 179H22ZM147 181H148V179H147ZM149 181H151V180H149ZM151 181V182H152ZM161 181V179L159 180V182ZM162 181H161V183H162ZM174 181V182H173ZM182 181V182H181ZM186 181V182H185ZM189 181H193L194 183H195V185H194V183L193 182H191V185H189L190 184V182ZM243 182V183H241V182ZM252 182V183H248V182ZM257 181H259V182H257ZM12 182V183H13ZM25 183L27 182V180L26 181H24ZM157 182V183H156ZM156 182H154V183H152V184H154V186L155 187H158V180L156 181ZM171 182V183H170ZM177 182L178 183H180V184H178L179 185V187L180 186H183V184L186 186V187H181V188H179L178 187V185H176L177 184ZM184 182V183H183ZM187 182H189V184L187 183ZM257 182V183H256ZM2 183V184H1ZM4 183V184H3ZM12 183H8L7 185L8 186H11V185H13ZM14 183V184H15ZM22 182L20 181V183L19 184H21ZM148 183V182H147ZM150 183V182H149ZM155 183L157 184V185H155ZM176 183V184H175ZM193 183V184H192ZM206 183V185L207 186H205L204 184ZM217 183V184H216ZM221 185H220V184ZM230 183V184H229ZM18 184V185H19ZM23 184V183H22ZM175 184V186H173ZM198 184H202V185H204L203 187H207L205 190H204V194H203V190H202V185L201 186H199ZM233 184H235L236 186H235V188L237 189V191H236V189L235 188H233ZM251 184V185H250ZM258 184V185H257ZM4 185V186H5ZM6 185V187H8ZM15 185H17V184H15ZM188 185H189V187L191 188V187H193L192 189L193 190H195L194 188H196L195 186L196 185H198L197 187H199L200 189H199V193H200V195H201V192H202V196H204V195H206L205 197H201L199 194H196L197 192L196 191H192L191 189H189V190H186V188L188 189L189 187H188ZM194 185V186H193ZM211 185H213V187L210 189V186ZM216 185H218V186H216ZM227 185H230V186H227ZM153 186V187H154ZM160 186H162V187H160ZM216 186V187H215ZM248 186V187H247ZM255 186V187H254ZM258 188H260V189H258L257 191H255L256 189H257V187ZM174 187L177 189H174ZM232 187V188H231ZM245 187V188H244ZM173 188V189H172ZM183 188V189H182ZM182 189V193H181V190ZM207 189H210V190H208L209 191V193H210V191L212 192V194L211 195H209V193H208V195L207 194H205V191L207 192ZM217 189H218V191H217ZM229 189V190H228ZM232 189H234V190H232ZM174 190H176V192L174 191ZM183 190H185V191H183ZM196 190H198V189H196ZM201 190V191H200ZM231 190V192H233V193H231V192H229ZM241 190V189H240ZM239 190V191H240ZM178 191V192H177ZM192 191V192H191ZM218 192V194H217V192ZM222 191V192H221ZM170 194H169V193ZM186 192V193H185ZM188 192V193H187ZM196 192V193H195ZM168 193V194H167ZM173 193V194H172ZM179 193V195L181 194V196L179 197V195H177ZM192 193L194 194V196H196V197H193L192 198ZM247 193V194H246ZM183 194H185V195H183ZM187 194L189 195L190 194V196H187ZM221 194V195H220ZM223 194V195H222ZM230 194H232V195H230ZM197 195L201 198H199L198 200H197ZM218 195V196H217ZM258 195V196H257ZM164 196V197H165ZM211 196V197H210ZM247 196V197H246ZM254 196V197H253ZM165 197V198H166ZM173 197H176V198H173ZM184 197V198H183ZM189 197V198H188ZM216 197V198H215ZM217 197H219V198H217ZM231 197V198H230ZM251 197V198H250ZM178 198H180V199H182V200H180V199H178ZM204 198H206L205 200H203ZM214 198H215V200H214ZM223 198V199H222ZM227 198H228V201H227ZM230 198V199H229ZM233 198V199H232ZM170 200H171V198H169ZM176 199H178L179 200V202H177V200ZM193 201H192V200ZM232 199V200H231ZM241 199H243V200H241ZM209 202H208V201ZM221 202H220V201ZM225 200V201H224ZM186 201H188V202H186ZM191 201V202H190ZM206 201V203H202V202H205ZM211 201V202H210ZM216 201H218L217 203H215L214 204V202H216ZM232 201V202H231ZM234 201V202H233ZM227 202H229V203H227ZM208 203H211V204H213V207H211L212 205L210 204V206H208L207 207V205L206 204H208ZM225 203V204H224ZM236 204V205H231V204ZM242 203V204H241ZM198 204H200V205H198ZM221 204V205H220ZM2 205V204H1ZM1 205H0V208L1 209H3L2 207H1ZM62 205V204H61ZM176 205V204H175ZM186 205V206H185ZM197 205V206H196ZM203 205H204V207H203ZM218 207L219 205V207L217 208L216 206ZM228 205V206H227ZM231 205V206H230ZM254 205V206H253ZM3 206V205H2ZM215 206V207H214ZM230 206V207H229ZM235 206V207H234ZM238 206V205H237ZM58 207V206H57ZM188 207L191 209H189L191 212H192V214L189 212V211H187L188 210ZM197 208L196 210H198V212L200 211V209H202L201 210V213L202 214H200V212H199V215H198V212L196 211V213H194V208ZM203 207V208H202ZM210 207L212 208V209H216V210H214L216 213H215V215H214V212L213 211H211V213L210 212H207V214H209V215H207L206 214V211L208 210L209 211V209H210ZM226 207V208H225ZM227 207H228V209H227ZM232 207V208H231ZM248 207V208H247ZM255 207V208H254ZM258 207V208H257ZM207 208V209H206ZM209 208V209H208ZM230 208H231V210H230ZM187 209V210H186ZM227 209V210H226ZM211 210V209H210ZM235 210V212H233ZM238 210V211H237ZM256 210H257V212H256ZM65 211V210H64ZM63 211V212H64ZM182 211H183V213H182ZM205 211V212H204ZM247 211V212H246ZM222 212V213H221ZM230 212V213H229ZM243 212V213H242ZM246 212V213H245ZM65 213V212H64ZM63 213V214H64ZM182 213V214H181ZM187 213V215H185V214ZM194 213V214H193ZM204 213H205V215H204ZM213 213V215H212V217L213 216H216V217H211V219L210 218H208L209 216H211V214ZM235 213H236V216H235ZM240 213V214H239ZM66 214V213H65ZM223 214V215H222ZM260 214V215H259ZM181 215V216H180ZM184 215H185V217H184ZM189 215V216H188ZM192 215H194V216H196V217H194V216H192ZM200 215H202L201 217H200ZM225 215V216H224ZM220 216H223V218L222 217H220ZM228 216V217H227ZM229 216H230V218H229ZM241 216V217H240ZM256 216V217H255ZM260 216V217H259ZM188 217V218H187ZM193 217V218H192ZM201 219H200V218ZM204 217V219H202ZM235 217V218H234ZM184 218H185V220H184ZM220 218H222V219H224V221L222 220V219H220ZM255 218V219H254ZM194 220L195 222L193 223V221L192 220ZM195 219H197V220H195ZM199 219V220H198ZM205 219H207V220H205ZM217 219L219 220V221H217ZM237 219V220H236ZM259 219V220H258ZM190 220V221H189ZM201 220V221H200ZM203 220H205V221H203ZM236 220V221H235ZM178 221V222H177ZM192 221V222H191ZM233 221V222H232ZM182 222V223H181ZM187 222H189V224L187 223ZM197 222V223H196ZM205 222V228H207V226H208V228H210V229H204V225L202 224V223H204ZM225 222V223H224ZM191 223V224H190ZM196 223V224H195ZM225 225H224V224ZM259 223V224H258ZM261 223V224H260ZM182 226H181V225ZM193 224V225H192ZM199 224H202V225H198ZM209 224H210V226H209ZM222 226H221V225ZM226 224H227V226H226ZM250 224V225H249ZM159 225H161V224H159ZM256 225V226H255ZM259 227H258V226ZM181 227V230H183V231H180V227ZM186 226V227H185ZM195 226V227H194ZM198 226V227H197ZM201 226V227H200ZM214 226V227H213ZM217 226V227H216ZM224 226V227H223ZM229 226V227H228ZM254 226V227H253ZM165 227V228H166ZM177 227V228H176ZM184 227H185V229H184ZM195 229H194V228ZM203 227V228H202ZM238 227V228H237ZM256 227V228H255ZM148 229V228H147ZM191 229H192V231H191ZM198 229V230H197ZM159 230V229H158ZM205 230V231H204ZM254 231V233H253V231ZM256 230V231H255ZM148 231V230H147ZM146 231V232H147ZM155 231H157V228H156V226H155ZM161 231V230H160ZM163 231V230H162ZM188 231H189V234L188 235H186L185 233L187 232L188 233ZM229 231V232H228ZM260 231V232H259ZM150 232V231H149ZM148 232V233H149ZM168 232V231H167ZM182 232V233H181ZM209 232V233H208ZM212 232V233H211ZM239 232V233H238ZM148 233H146V236H147V238H150L151 236H150V234L149 235H147ZM159 235L161 234V235H163V233H160V232H157ZM156 233V234H157ZM181 233V234H180ZM205 233V234H204ZM216 233V234H215ZM228 233V234H227ZM230 233H232V234H230ZM243 233V234H242ZM247 233V234H246ZM257 233V234H256ZM262 233V234H261ZM206 234H208V235H210V236H207ZM260 234V235H259ZM158 235V236H159ZM165 235H166V230H165ZM182 235V236H181ZM184 235H186V236H184ZM190 235V236H189ZM249 235V236H248ZM148 236H150V237H148ZM168 236V235H167ZM167 236H163V237H167ZM198 236V237H197ZM201 236V237H200ZM230 236V237H229ZM256 236V237H255ZM159 237H161V236H159ZM182 237V238H181ZM186 237V238H185ZM188 237V238H187ZM232 237V238H231ZM237 237V238H236ZM261 237V238H260ZM154 238H157V236L156 237H154ZM153 237H151L150 239H154ZM165 238H163V240H169V238L167 237L166 239ZM209 238V239H208ZM149 239V240H150ZM158 239V238H157ZM160 239H162V238H160ZM159 239V240H160ZM234 241H233V240ZM238 239V240H237ZM258 239V240H257ZM262 240V241H261ZM151 241V240H150ZM149 241V242H150ZM173 241V242H172ZM184 241V242H183ZM237 241V242H236ZM149 242H147L148 244H149ZM152 242V241H151ZM150 242V243H151ZM154 242V241H153ZM158 242V241H157ZM160 242V241H159ZM164 242V241H163ZM188 242V243H187ZM205 242V243H204ZM240 242V243H239ZM154 243H156V241L154 242ZM196 243V244H195ZM232 243V244H231ZM260 243V244H259ZM152 244V243H151ZM161 244H163V243H161ZM183 244H185V245H183ZM3 245H6L7 247V251L6 252H8V245L7 244H3ZM1 246L0 245V247H2V249H3V251L4 250H6L5 248H4V246ZM10 245V247H11V250H10V247H9V255H10V252L12 253V252H14L16 249L15 248H17V247H15L14 245H13V248L14 249H12V246H11V244H9ZM155 245V244H154ZM154 245H152V246H150V247H155ZM160 245V244H159ZM172 245H170L171 247H172ZM188 245V246H187ZM239 245V246H238ZM241 245V246H240ZM162 245H160V247H161ZM220 246V247H219ZM227 246V247H226ZM245 246V247H244ZM28 247V246H27ZM26 246H24V247H21V248H23V249H25L26 250V248H27ZM156 247H158V246H156ZM169 247V246H168ZM175 247H177L176 249H175ZM187 247V248H186ZM241 248V249H240ZM242 248H244V249H242ZM1 249V248H0ZM1 249V250H2ZM153 249V248H152ZM152 249H149V250H152ZM167 249V248H166ZM179 249V250H178ZM185 249V250H184ZM193 249V250H192ZM238 249H240V251L238 250ZM0 250V251H1ZM14 250V251H13ZM29 250V249H28ZM28 250H26V251H28ZM157 250V249H156ZM182 250V251H181ZM242 250H245V252L243 251L242 252ZM23 251V250H22ZM146 251V250H145ZM148 251V250H147ZM153 251V250H152ZM151 251V252H152ZM155 251V250H154ZM183 251H184V253H183ZM191 251V252H190ZM156 252V251H155ZM174 252V251H173ZM180 252V253H179ZM213 252V253H212ZM144 253V255H145V253L146 252H143ZM142 253V254H143ZM156 253V254H157ZM192 253H193V255H192ZM151 255L152 254H154L155 255V253H150ZM149 254V251H148V253H147V256L148 255H150ZM188 254V255H187ZM213 254V255H212ZM238 254H240V255H238ZM9 255H8V257H7V255H6V258H8V260L7 259H5L4 258V260H3V257H1L2 258V261H4V262H6L7 261V264L9 263L8 261H10L9 260ZM143 255V256H144ZM174 255V256H173ZM180 255H182V256H180ZM187 257H186V256ZM234 255V256H233ZM5 256V255H4ZM193 256H195V257H193ZM199 256V257H198ZM208 256V257H207ZM212 256V257H211ZM217 256V257H216ZM145 257V256H144ZM144 257H143V259H144ZM149 257H151V256H149ZM193 257V258H192ZM201 257V258H200ZM205 257V258H204ZM207 257V258H206ZM211 257V258H210ZM244 257V258H243ZM146 258H148V257H146ZM153 258V255H152V257H151V259ZM155 258V257H154ZM205 259V261H203L202 259ZM262 258V259H261ZM139 259V258H138ZM142 259V258H141ZM141 260L142 262L145 260V262H147L146 260L147 259H144V260ZM183 259H185V260H183ZM207 259V260H206ZM209 259V260H208ZM259 259V260H258ZM154 260V259H153ZM193 260H196V262L195 263H192L193 262ZM199 260V261H198ZM212 260V261H211ZM2 261H0V264H4V262H2ZM137 261V263H138V260H136L135 259V262ZM148 261H150L149 259H148ZM152 261V260H151ZM150 261V262H151ZM182 261H184L183 263H182ZM202 261V262H201ZM215 261V262H214ZM134 262V261H133ZM139 262H140V259H139ZM145 262H143V263H145ZM155 262V261H154ZM154 262H151V263H154ZM174 262V263H173ZM176 262V263H177ZM204 262V263H203ZM214 262V263H213ZM15 263H17V262H15ZM137 263H134V264H137ZM156 263V262H155ZM154 263V264H155ZM6 264V263H5ZM18 264V263H17ZM19 264H21V263H19ZM141 264V263H140ZM148 264V263H147Z\"/></svg>",
	"mask_w": 264,
	"mask_h": 264
}]
</instances>
